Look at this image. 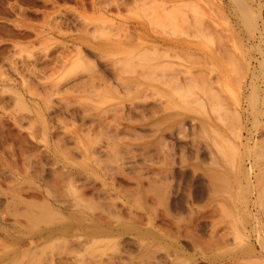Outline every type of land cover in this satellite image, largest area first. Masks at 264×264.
Segmentation results:
<instances>
[{
    "label": "rangeland",
    "instance_id": "obj_1",
    "mask_svg": "<svg viewBox=\"0 0 264 264\" xmlns=\"http://www.w3.org/2000/svg\"><path fill=\"white\" fill-rule=\"evenodd\" d=\"M231 2L232 0H0V264H18V262L20 264L21 263L31 264L32 260H33L32 264H38V263L39 264H51V263L53 264H58V263L69 264L70 263L71 264L72 260H73L72 263L75 262L73 264H95V263H98V264L100 263L101 264H119V263L120 264H144V263L145 264H158V263L159 264H181V263L183 264H230L231 262H233L231 264H242V261L243 263L245 262L244 264H264V261L263 263L262 261L261 263L259 261L261 256L262 258H264L263 257L264 256V253H263L264 245H262L260 242V240L264 241V228H263L264 227V217H263L264 213H262L263 211L262 207H264L263 205L264 203V187H263L264 185V163H263L264 162V152H263L264 151L263 149L264 148V132L262 131L264 130V114H262L264 113L263 112L264 98L262 99V97L264 96V89H263L264 88V83H263L264 69L260 65L261 62L258 64L259 61H262L260 58L263 59V56H264L263 54L264 53L263 52L264 51L263 50L264 49V41H263L264 40V20H263L264 19V0H253V1L247 0L246 1L248 2V6H251V8L253 6L254 10L253 9L252 10L255 13L250 9L252 14L254 13L256 16L257 15L256 11L257 12L258 10L261 11V13L260 12L258 13H260L261 15L260 17H261L262 22L260 20V17L259 18L255 17V20L257 19V21L254 20V22L257 24V26L255 23H253L254 27L251 26V28L244 23L242 24L243 20L239 17L240 16L239 11L237 7L233 5V2L232 3ZM258 3L261 4V9L257 7ZM171 10H173V12H170ZM173 13H175L176 16L172 17ZM170 16L171 18H173V20L169 19ZM196 16H198L199 18L198 17L196 18ZM197 19H200V22ZM192 21L198 24L195 25V23ZM171 23L172 24L175 23L176 25H172ZM188 25H190L191 27L189 26L190 27L189 28ZM244 25L247 28L249 27L248 30ZM176 26H179V27H176ZM210 26H212V28ZM183 27H185L186 30ZM215 28L218 30H216ZM254 28H257V29H254ZM196 29L198 31L201 30L203 32L199 31L198 33V31H196L197 32V35H196V32H195ZM250 29H252L253 31L255 30V31L254 32L252 31L253 33L252 32L249 33ZM258 29L260 31L262 30L261 33H259ZM189 34L190 35L192 34V35L190 36ZM193 35H195V37ZM216 35L220 36L221 38L220 37L217 38ZM214 38H217L216 40L219 42L217 43V41L214 40ZM139 43H142V45L139 46L138 45ZM216 43L218 44L219 48L216 47L217 46ZM154 44H156L158 47V50H157L158 54L159 52H163V54L162 53L160 54L165 55V53L169 51L173 55L169 53V57H167L166 59H164L166 56L162 58L159 56L161 59L156 57L157 59L155 61L152 60L155 57L153 56V54L156 52L155 51L154 53H149V52H153V49L151 50V48L154 46ZM230 44L232 47L230 46ZM176 45L179 46V48L178 50L177 49H174V50H176L179 53L177 54V56H174L176 55L175 53H173L174 50L172 51L170 50L171 48L173 49V47L171 46H176ZM219 45H221L222 47L220 48ZM133 46L134 47L138 46L141 49L138 48L139 50L136 51L134 50L136 47L134 48ZM131 47L134 48L132 49L134 51V53H132L134 56H129L128 58L127 56L129 54L126 55L123 52L125 50L126 51L129 50L127 48H131ZM144 47L146 48L150 47V48L149 50H147ZM142 48H144L145 50H143ZM222 48L224 49V51ZM162 49L165 51H163ZM140 50L146 51V52L148 51L147 52L148 56H153V58L152 59L148 58L146 55L147 53L143 54L145 52L141 53L142 51ZM181 50L183 53L181 52ZM130 51L131 50L127 52H130ZM138 51L139 53H137ZM135 54L139 58L143 55L145 57L143 56L144 58L143 57L142 59L140 58L141 59L140 61V59ZM149 54H152V55H149ZM228 56H231V58L229 57L230 58L229 60H227ZM146 57L148 59H145ZM170 57L172 59H169ZM176 57H179V58L175 59ZM121 59L123 61H121ZM136 59L137 60L139 59L138 61L141 62L142 66L138 65L139 63L136 61ZM223 59H225L226 61ZM130 60L133 62L135 61L134 65L135 66L137 65L138 67H135L134 65L128 66L127 63H129L128 61ZM146 60L148 61L150 60L151 63L150 62L148 63L151 65H148ZM235 61H239L240 63L235 62ZM156 63L157 64L159 63V68L161 64H163V66L167 68H168L167 65L171 67L174 66L171 69L168 68L170 72L172 69L174 70L172 73H169L168 70L162 71L163 75L161 76L159 74V73L162 74L161 71L159 70L155 71L154 69L153 71L151 69L152 64H154L156 68L158 67ZM165 63L167 65H165ZM235 63H236V67H235ZM129 64H132V63H129ZM177 64H179V66H177ZM232 65L234 66L235 70H238L239 68L240 69L238 71H235L234 69H231V67H233ZM237 65L239 68L237 67ZM71 66L73 67V69L75 67H78V68H76L75 70L73 69L70 70V68H72ZM145 66L150 67V68L147 67V70L149 72L151 71V74H150L151 76L148 74L149 73L148 71L147 73L146 71H143V69L144 70L146 69ZM155 66H152V68H154ZM240 66H242L243 68H241ZM139 67L142 69H139ZM179 67H181L184 70L186 69V70L184 71L180 69ZM175 70L176 72H174ZM177 70L179 71L177 72ZM180 70H182V74H184L183 72L186 73L187 71V74H184L183 76H181L182 74L180 73L181 72ZM192 70H194V72ZM242 70L244 72H242ZM203 71L204 72L207 71V72L204 73ZM140 72L143 73V76H142V73ZM156 72H159V73L156 74ZM164 72H168V73L165 74ZM189 72H190V75L193 73V76L194 74L195 75H199L203 73L204 75L206 74V77H204V79L206 78V81L203 79L202 80L203 82H200L199 79H202L204 75L201 76V78H199L198 76L193 77L191 75L193 79L195 80L194 81L195 83H192L194 84L192 85L193 90L195 89L194 87L198 88L199 85H196V84H199L198 82H200V84H203L202 87L204 88L205 85H207L206 84L207 80L208 81L211 80V82L209 83L210 85L212 84L211 85L212 88L210 87L212 91L211 89L210 91L208 89L209 93L206 92L207 94L206 93L204 94L205 97L204 95L201 94L203 93V91L201 93H199V91L197 92L198 89L197 90L195 89V91L192 90L193 92L191 91L192 93H190L189 91L192 88L190 86L191 81L188 80V83H184L185 80L184 79L182 80V78L187 77L185 75H189ZM208 73L211 75L212 78L210 77ZM169 74L174 75V77H176L175 75L177 76L179 75V76L177 78L171 77V80H169L168 79ZM155 75L157 76L155 77ZM160 76L162 77V80L165 77L163 80V82L165 81L164 83H167V79L169 81H172L173 79L172 82L176 81V79L178 82V80L181 79L182 81H179L178 84L181 82L180 83L181 87H184V89L187 87L186 88L188 90L187 92L183 90L181 87H179L181 88L180 90H183L187 93L186 99L187 97L192 98V95L190 96V94H193V93L195 94L193 97L202 98V99H197V98H194V99L198 100V102L196 101L198 104L199 102H202L204 100L202 103L204 106H206V108L204 107V110L206 109L205 112L204 110H203L204 113L199 110L200 107L199 108L197 107L198 104L197 106L194 105L195 103L193 99L191 101H193L194 104L189 105V103L191 102L189 98L187 100H189L190 102L183 104L182 102L184 101H182L183 99L182 94L184 92L181 94L180 97H178L176 95L178 92L174 93V91H178V90L172 89V88H178L176 87L178 86L177 82L175 83L176 86L172 87L173 83H171L172 84L171 87L168 88L167 87L168 84H166L167 86H165V84L161 82L162 80ZM237 76L239 77V81H238ZM153 77L156 79L154 80ZM166 77L168 78L166 79ZM192 77H189L190 80ZM195 77L198 78V81L195 79ZM213 78H214V82L212 81ZM215 79L217 80L215 85L218 84L217 85L218 88L219 87L221 88V89L219 88L222 92L221 94H220L219 89L218 91H216L217 86L214 85ZM160 82L161 84H159ZM136 83H139V84L136 85ZM124 84H126V87H124ZM187 84H189V87L185 86ZM213 85L215 86V88ZM208 86L209 84L207 85L206 89L208 88ZM202 87L200 86L201 89H203ZM135 88L137 89L135 90ZM253 88L256 90H254ZM213 89L215 92H219L217 93V96L218 94H220L219 97H221L222 99L221 102L218 100V103H217V99L219 97L217 98L216 95H213L215 94L213 92ZM129 90H131L132 92L130 91L128 93L127 91ZM153 90L157 92L158 94L154 95ZM158 91H163L164 93H159ZM143 94L147 96V97L145 96V98H147L148 103L146 102V99L144 98ZM210 94L211 96L213 95V97L215 98V99L213 98L214 100L211 98ZM138 95H139V98H136V96ZM165 95H167V97L169 98L171 97L170 95H172V97L169 100L168 98H166ZM183 95H185V93ZM254 96L258 97L256 98V100H258L257 102L253 101ZM160 98H163V99L160 100ZM175 98L176 99L182 98V99L176 100ZM250 98H252V102H254L255 104L250 101ZM139 99H144L145 101L141 100V102H139L140 101ZM154 99L155 100L157 99L156 105L152 104L155 102ZM166 99L170 103L171 107L174 106L172 107L173 110H171V107L170 108L167 107V109L163 108L164 106L167 105ZM172 99L174 100L173 104H172V101H173ZM153 100L154 102H152ZM262 100H263V103H261ZM175 102H177V105L179 103V107L175 108V105H174ZM180 102L182 103L183 106H181ZM207 102L210 103V106L212 105L211 106L212 110L211 108H209L210 106H208L209 104H207ZM250 103H252V105L253 104L255 105V108H256L255 111H254V106L251 105L253 108L249 106ZM213 104L216 105V107ZM151 105L154 107H151ZM155 106L157 108H155ZM221 106L222 107L225 106V107L222 108ZM145 107L149 109L150 111L149 110L145 111L147 110L145 109ZM153 108H155L156 110ZM201 108L203 109V107ZM224 108H226L225 109L226 112L227 110L232 111L231 114L229 111L227 113L222 111ZM133 109L134 110L136 109V110L134 111ZM151 109L154 111L151 112L152 111ZM196 110L199 111V114L196 112ZM234 110L235 111L237 110L236 113ZM259 110L260 112L262 110L261 114ZM143 111L145 112L143 113ZM221 111L223 112L224 115L222 114ZM217 112H218V115H217ZM233 112L235 113L237 121L234 118L235 116H232ZM135 113H136V116L133 118V114L135 115ZM212 113L214 115H212ZM220 113L221 115H219ZM141 114H143L144 116L146 115L145 118H142L143 116H141ZM215 114L218 117V118L216 117L218 121L214 117L216 116ZM225 114H227L229 117L231 116V118L234 121L229 120V117H227ZM219 117L223 121L225 118H227L226 120H229L230 123L232 121L233 123L229 124V121L227 123L226 120L224 122H221ZM138 118H142L143 120L147 118L148 120L146 119V121H149L155 118L157 119V122H158V119L159 120L162 119V121L159 122L160 128H158L157 126L159 124H155V126L153 125L152 127L154 128L150 126V129L148 125H151V124H148V125L145 124L144 127L139 128L140 125L138 127V124L144 123L145 120L143 121L142 119H140L138 122L137 120ZM219 120H220V123H219ZM235 121L238 123H236ZM130 122L132 123L134 122L135 125L134 123L132 124ZM199 122L200 123L203 122V125L210 124L212 126L211 127L212 129L210 128L211 130H208V131H211L210 134L212 132L214 133V131L216 133V130L217 132L220 131L221 134H224L223 136L219 134L220 133L219 132L218 133L219 137H218V134L216 135L214 134L215 136H217L216 139L218 138L217 142L221 143L219 146L223 152L219 154L221 158H223L222 154H226L225 156H227L228 160H230L229 155L231 153L233 154L234 152H230V153L228 152L229 155H227L228 153L225 152V150L227 151V147H229L230 144H232L230 143L232 139L233 140L231 142L234 141L233 142L234 145H238L236 146L237 148L240 145V147L238 148L239 149L238 151H237V148L234 146L236 148V150L235 148L234 150L240 153L235 152L236 155L235 153L233 154L234 156L233 158H231V162H232V159L234 160L236 159V161L238 162L237 158H239L238 156L240 155L241 157L240 159L242 161L240 160L239 161L242 163L238 165L239 162L237 163L235 161V165H231L232 163H230L229 165L230 167H228L226 160H225L226 161L225 163H223L224 161L220 162L221 159L219 160L220 158L218 157L219 155H216L214 151L215 148L218 149L214 143L216 139L212 137L213 135H211L210 138L215 139V140L213 139L214 141L212 140L211 142L210 141L211 139L209 137L208 138L204 137V135L209 136V132H207L206 129H208L210 125L209 127H205V126L203 127V125L200 124ZM182 124H183V127L187 128L184 131H182L181 129ZM238 124H241V125L243 124V126H240V125L238 126ZM127 125H128V128L130 126L134 127L136 125L138 128L136 127V132L133 127L130 128L131 130L130 129L127 130L128 129ZM192 125H195V126H192ZM201 126L203 127V130L205 128V130L202 131L203 133L200 130L202 129ZM121 128H123L126 131L121 130ZM156 128H158L160 132H158V129ZM178 128H179V132H177ZM213 128H215L216 130ZM237 129H238L239 134H241L242 138L240 137V135H238L236 131ZM132 130H134V133H132L133 132ZM153 130L155 132L157 131L156 134L153 133L154 136H152ZM162 130L165 132L166 137H164L165 135L162 136V134H164ZM168 130H171L173 134L170 131L168 132ZM231 130H233V132H230ZM196 131H200L198 132L200 133L199 136H198V133H196ZM234 131L237 133L236 136H235L236 133ZM194 132L196 134H194ZM232 133H234L233 134L234 136L232 135L233 137L231 136ZM159 135L164 137L163 139L166 140L168 138L169 140H166V142L164 140L163 142L162 140H160ZM172 135L175 137V138L173 137L174 139L172 138ZM175 135L179 136L178 138L182 136L183 138H185L184 141L182 137H181V140H182L181 141ZM149 136H152V138ZM220 136L224 137V139L222 140L223 143L221 141L222 137ZM225 136H227V138ZM238 136H239L240 141H238L239 139H237ZM228 137L229 138L231 137L232 139L230 141H227L226 143V139L229 140ZM193 138L194 139L198 138L199 141L194 140ZM207 139L208 140L210 139V140L208 141ZM156 140L159 144H161L160 141H162V144L168 147L166 148L162 144L160 147V145L156 142ZM201 140L203 143L201 142ZM254 140L255 142H253ZM151 142L154 144V146ZM173 142L174 144H172ZM210 142L212 144L214 143L213 145L215 146V148L213 147L211 148L212 144L210 145L209 144ZM168 143L169 144L171 143V144L168 145ZM180 143L183 145H180ZM224 143L226 144V146L223 145L222 147L221 145ZM150 145L151 147L153 146L152 149L149 147ZM157 145H159V148ZM175 145L177 147H175ZM196 145H198V147ZM182 146H183V149H181ZM199 146L201 149L199 148ZM145 147L150 148L151 153L149 149ZM84 148L87 151L84 150ZM204 148H206L208 153L206 152ZM231 148L232 147L230 146V149ZM156 149H158V151ZM258 150L260 151L258 152ZM142 151L143 152L147 151L146 152L147 154L143 153ZM216 151L219 153L218 150ZM232 151H233V148H232ZM156 152L159 153V156L156 155L157 154ZM164 152L166 154H164ZM115 153H117L121 159L119 160L118 158L116 159L115 157H117V154L115 155ZM181 153H183V155ZM211 153H213L215 159L214 157L212 158ZM151 154L153 156H151ZM154 154H155V158H154ZM161 154H163L168 159L171 157L169 160H172L171 162H173L174 160V163H171V162L169 163V160L163 157L164 159L167 160V161L166 160L164 161V159L160 157ZM173 155L175 158L173 157ZM209 155H211V157ZM198 156L201 159V161H199L200 159L198 158ZM202 157L204 158L205 161L203 160ZM96 158L98 160L102 159L103 162L102 160L101 161L99 160L100 163L101 162L102 163L98 164L99 162L96 161L97 160ZM179 158L182 159L186 163H184L182 160L180 161ZM162 159L163 161H161ZM224 159L226 158L224 157ZM107 160H110V161H107ZM258 160L260 161V163H257L259 162ZM130 162L133 164H130ZM179 162L180 163L183 162L184 164L183 163L179 164ZM160 163L162 166H164L163 169L169 168L168 171L162 170L163 172H167V174L164 173L165 176L160 175L161 177L159 176V174L161 173L160 169L162 168ZM169 164H171V166H169ZM130 165L133 167H131ZM241 165L242 167H240ZM165 166H169V167H165ZM189 166L191 168H189ZM67 167H68V170L72 169L71 173L75 172L77 174V176H75L69 173L71 174L70 177L73 179L71 183L72 182L74 183L75 178L77 180L76 181L77 184L76 183H74L76 185L73 184V187L76 186L74 188L69 185L70 180H68V178L66 179V177L69 176L68 174H67L68 176L65 177L64 176L65 173H64L63 177H61L62 172H64L65 170H66L65 172H67V169H66ZM131 168H134V169L136 168L135 169L136 171ZM139 168L141 170L144 169V171L143 170L142 171L140 170L141 172L139 171L141 175L138 174V171H137L139 170ZM150 168L152 169L154 168L153 170L159 169L158 172L159 171L160 172L158 173L157 170L153 171ZM173 170L175 171L173 172ZM181 170L182 171L184 170V173ZM194 170H196V172H194ZM76 171L77 172L80 171V172L77 173ZM171 172L175 176H173ZM133 173H136L137 175ZM242 173L243 175L245 174L246 176L248 173L249 179L245 175L243 176ZM258 173L260 176L258 175ZM58 174L61 175L59 176L61 179L58 177ZM125 174L126 176L123 177ZM154 174L155 175L158 174L157 176L159 177L157 176L153 177ZM218 174H220L221 176L223 175L224 178H226L228 174L231 175L230 177L227 176L228 178L227 181L229 183L228 188H229L230 183L234 181L233 183L235 184L236 180L238 179V184L236 183V186H240V187L239 189L237 187V189L239 191L240 190H244V191L239 192L236 190L235 185H230V187L234 186L233 187L234 189L229 188V190L228 189L225 190L227 194L229 195V199H228L227 196L224 195L226 193V192L224 193V189H219V188H224L220 186L221 184L220 181L218 185L217 183L218 181L214 180L215 182H213V180H210L212 179L210 177L212 176L217 177ZM86 175L90 176L91 178L89 177L87 179ZM132 175L134 176L136 175V176L131 177ZM145 175H147L148 177ZM139 176L140 177L142 176L143 178H140ZM232 176L234 177L237 176L238 178L235 177L236 179L235 180L234 177ZM156 177L158 178L157 180L155 179ZM164 177H165V180H167V177H168L170 181H168L169 179L165 181ZM220 177H219V180H221ZM58 178L60 179V181L57 182ZM127 178L130 180H128ZM136 178L137 180L141 179L142 182L144 181L146 182L144 183L140 181H139L140 183L136 182L137 181ZM134 180L135 182L133 183ZM153 180H155L156 183ZM62 181L63 182L66 181V184L70 188L64 185ZM221 181H224V180H221ZM55 182H57L58 184ZM211 182L212 184L210 185ZM137 183L139 184L142 183L141 184L142 186L138 184L137 186L138 188L134 187L135 185H137ZM148 183L157 184L159 185L158 186L159 188L155 186L154 184L149 186ZM159 183H162L164 187H166L168 185L167 183H169V185H171L172 187L170 186L171 188L170 187L168 188L169 186L168 185L167 189L166 188L162 189L164 191V194H163L162 193L163 191L161 190L163 185ZM241 184L242 185L246 184L247 187L246 185L244 186L246 189L245 188L243 189L242 188L243 186ZM78 185H79L78 188L80 192H78L79 191L77 188ZM82 185H85L84 188ZM212 185L214 186L213 188L215 189V191H218V194L216 193V197L214 198L213 196L215 193L214 194L211 193V190H213L211 188ZM222 185L224 186V184ZM143 186L144 188L145 187L146 188L144 189ZM148 186L151 189L147 188ZM206 186L209 188H207ZM131 187L134 189L137 188L135 190L137 193L133 192L134 190H132ZM55 188H57L58 190ZM71 188L73 189L77 188L76 191L78 193L76 194L75 190H73L74 191L73 192ZM81 188L84 189L85 191L82 190ZM155 188H156V191H155ZM146 189H149L153 194L155 192L159 193V191L161 190L160 192L162 194L160 193L159 194L162 195V197L163 196L167 197V195L169 196L170 194V197H168L169 200H167L168 198L166 197L162 198L159 194H157L158 196L153 197V194L149 195L150 193L148 190H147L148 191V194H147V191H145ZM50 190H51L50 192L51 195L50 193L49 195L51 197L47 194ZM99 190L101 192H98ZM220 190H223L222 191L223 193ZM53 191H55L57 194L62 193L61 196L62 195L63 196L59 197L58 195H54L56 193ZM105 191H108L109 194H107L108 192H105ZM138 191L140 192L138 193ZM257 191L259 194L261 191L262 195L260 194L261 195L260 196L257 193ZM52 192L54 193L53 195L55 198H53ZM63 192L65 194H63ZM237 192L241 193L242 196L239 195L237 197ZM99 193L100 194L102 193L101 196L99 197L101 201L96 199L98 198L97 194L98 196L100 195ZM78 194L79 196L82 197L83 201L79 198ZM94 194L96 195L95 198H94L95 196ZM244 194H245V197L248 195L247 199L248 198L250 199L247 200L244 197ZM41 195L43 198L41 197ZM47 195L48 197H46ZM219 195L223 196L224 198L220 197ZM66 196H68L69 198ZM83 196L86 198L90 197L91 199L92 198L93 199L92 200L89 199V201H87L88 199H85ZM136 196H138V198H136ZM139 196L140 197L143 196L144 199L141 198V201H139L140 200ZM159 196L161 200L159 199ZM208 196H210L212 199ZM19 197L23 201H21ZM45 197H46L45 200L48 199L47 201H50L51 199L50 202L54 203V206H57V207L66 206L70 209L78 210V213L79 214L81 213L80 216L81 215L84 216L85 213L83 214V212H87L88 216L86 217L84 216V218H88L90 216L91 218L92 217L97 218V216H101L99 214H102L103 217L101 218L102 219L104 218L103 221L107 223L109 226L111 225L112 226L114 225L115 227L117 226L121 227V225L127 226L126 224L130 225V223L132 222L131 225L134 224L136 228L137 227L139 228L141 227V228L139 230V228L138 229H136L135 227L131 228V225L130 227L128 225L127 227L129 230L127 231L126 230L127 227H125V230H124L125 232H123V234L120 235L121 237L118 235H110V236L106 235L105 236L106 238L103 237L102 239L106 240L108 238L109 240L108 239L107 240L109 242H107L106 240L107 244H104L105 241L103 240V243L97 244V246L100 245L98 248H101V251L97 250L98 248L96 244L92 245L91 241L90 243H88L89 242L88 239L87 241H85L87 238L86 235H85L86 237L83 235L82 236L79 235L80 238H78V241L82 244L81 247L83 246L82 249L84 251L81 248L80 250L78 249L79 248L78 245L80 244L76 245L77 243L76 241H74L76 243L71 242L72 245L71 246L69 245L67 247L66 245H68L69 243L65 242L66 243L65 244L62 239H58L57 236H54V234L51 235L52 230H50V228L52 229L53 224L56 223V219L57 220L61 219L59 216L57 215L51 216V218H53L52 221L55 220L54 223L53 222L51 223V221L48 220L45 222H40V224H37V225L35 224L37 227L33 224L34 226L33 227L31 226L32 222L30 221V217L24 214L26 213L24 211L28 209L27 207H29L27 203L30 202L31 199L32 200L35 199L36 202L41 201L40 202L41 204L43 202H46L44 200ZM63 197L65 198V200L68 201L67 203H72L71 201L73 200L77 201V203L80 202L78 203V206L79 205L80 206L78 207L77 203L75 204V206L77 207H74L73 203L70 206L68 204L63 205L61 201H59L58 203V200H60V198L62 199ZM146 197H147V200H146ZM155 197L156 199H158L159 202L162 200L164 201L160 202V204H157L158 201L154 200ZM230 197L232 198L230 199ZM257 197L260 199L259 201ZM244 198L246 200H244ZM27 199H28V202H27ZM84 199H85V202H84ZM32 200L30 204L35 205L34 203L35 200L34 201ZM65 200H62V201L65 202ZM106 200L110 202V204L108 203L109 205L107 204ZM165 200L167 201L165 202ZM91 201H94V202L91 204L90 203ZM232 201L235 202L236 206H234ZM246 201L247 202L250 201V202L247 203ZM260 201H262L263 203H261ZM24 202H27L26 203L27 206L25 205ZM82 202L84 203L82 204ZM88 202L91 204V206L90 204H87ZM258 202H260V205L261 204L262 205L258 206ZM148 203L149 205H147ZM222 203L224 204L223 207L224 206L228 207L230 211L228 210V208L226 210L224 208H219V207H222ZM93 204L96 205L94 208H93L94 206ZM139 204L141 205V207L139 206ZM153 204L156 205V207ZM161 204L162 206L160 207ZM85 205L89 206L90 208L92 207V208L89 209ZM110 205L112 207L117 206L116 208H120L119 213L122 215L120 216L118 212L116 213V211L119 209L116 210L113 207L114 209L112 208L113 209L112 210ZM142 205H144L143 207H145V209L142 207ZM245 205L246 206L248 205V206L244 208ZM30 206H33V205H30ZM35 206L33 207L35 208ZM171 206H174V207H171ZM241 206L246 211L242 210ZM80 207L82 208V210L78 209ZM83 207H85V209ZM99 207H102L103 209L98 210ZM104 207L107 208L108 210L111 209L110 212L113 213L112 214L113 216L115 215L114 213H116L114 217L112 216L114 221L110 217L111 214L107 213L109 211H107V209H105ZM197 207L199 209H197ZM235 207H238V209H236ZM258 207L261 212L258 210ZM128 209L132 210L131 214L129 213L130 211ZM149 209L153 211L151 212V210L149 211ZM200 209L203 212H201ZM35 210H38V209H35ZM196 210H199V213L201 214L197 213ZM156 211H157V214H155ZM237 211L239 213H237ZM30 212L32 211L30 210ZM104 212L107 215H109L111 219ZM229 212L231 214H229ZM247 212H250L249 214H252V215L251 216L249 214L246 215ZM127 213H129L130 215H128ZM236 213L238 214V216L236 215ZM243 213H246L244 214V216H246L245 219L247 221L245 222L247 223L245 224L247 225H244V224L242 225L245 226L244 228L248 229L249 231L248 230L244 231V228L242 225H240L239 227V224H241V222L243 223V220H245L243 217ZM31 214L29 213L30 216ZM149 214L152 215L153 220L149 219L150 218L148 216ZM162 214H164V216ZM216 214L218 215L216 216ZM219 214H221V216ZM241 215L243 218L241 217ZM25 216H27V218ZM80 216L77 214L74 215V217H76L77 219ZM83 216H81V218H83ZM122 216H124L123 217L124 219L122 218ZM125 216L128 218H125ZM130 216H133V217L131 218ZM179 216L183 217V219L185 218L187 219L183 220ZM74 217L72 218L71 216L72 219H74ZM136 217H140V218H136ZM177 217H179L180 220H182L181 223L180 222L178 223ZM189 217H191L192 219L191 218L189 219ZM219 217H222V218H219ZM91 218H88V219L91 220ZM116 218L118 219L120 218L119 221ZM141 218L143 220H139ZM232 218H233V221H232ZM236 218H238L239 221L241 220L242 221L239 222L238 219L236 220ZM105 220L107 221L112 220L113 223L107 222ZM219 220L220 222H222L221 223L222 225L220 224ZM248 220H250V222ZM140 221H142V223ZM186 221L188 222L187 224H186ZM148 222H149V225H146ZM150 222L152 223V226ZM195 222L197 225L195 224ZM224 222L230 223V224L232 223V225H229V224L225 225ZM47 223L50 225H48ZM87 223L93 224L91 222H87ZM120 223L121 225H117ZM174 224L175 226H173ZM183 224L185 227L181 226ZM215 224L217 225V227H213V225L215 226ZM236 225H238L239 229L236 228L237 227ZM232 226H233V229L235 230L234 232L230 230L232 229L230 228ZM227 227H229L230 229L228 230ZM145 228H147L148 230L150 229L152 230V231L150 230L148 234L153 232V229H154L153 234L152 233L151 234L157 239L156 240L153 239L154 237L151 236V234L148 235L149 237H147L146 236L147 234H146L144 237V240L142 238H139V236H142L141 234L144 232ZM221 230L223 231V233ZM237 230H240V231H237ZM227 231L229 234L228 233L226 234ZM193 232L195 233L194 235H193ZM208 232L210 234H208ZM241 232L244 233V237ZM256 232H258L257 236H256ZM47 233L49 234V237L47 236L48 235ZM211 233L215 236L219 234L221 237L220 238L219 236H217V238L219 237L218 238L219 241H217L218 239L216 240V237L213 236ZM135 234L136 235L139 234V236L137 235L136 237ZM233 234L234 235L237 234L238 237L239 235H241V237H239L238 240L232 241V239L234 238L236 239L237 237V235L236 237H233L234 236ZM174 235H175V238L173 237ZM114 236L117 240L114 239ZM223 236L225 237V239H223L224 238ZM42 237H45V239L52 238L51 239L52 241L50 242L49 239L43 240ZM53 237L54 239L56 238L58 240L57 241L58 243L56 241H55L56 244L53 243V240H54ZM210 237L215 238V239H211ZM145 238H148V239H145ZM256 238H257V241H256ZM73 239L77 240L75 237H73ZM239 239L242 240L243 242L240 241ZM98 240L101 241V238H99ZM115 240L117 242H112ZM202 240L204 241V243ZM222 240L225 243L224 242L222 243ZM142 241H144L142 243V246L144 247H142L139 244ZM239 241L241 243H244V241L245 242L247 241L249 243V246L251 245L254 246V247L252 246L254 249L251 247L253 250H251L250 248L249 250L247 248L248 244H245V246H243V244H240V247L242 248L244 247L243 249L242 248L240 249L239 244H237V242ZM59 242L62 244L64 243L67 249L63 247ZM136 242L138 243L137 245H136ZM51 243H53L55 247L49 246ZM262 243L264 244V242ZM119 244H121V246ZM234 244H237V245L235 246ZM197 245H200L202 247L200 251H198L200 247ZM207 245H209L208 246L210 248L209 250L207 249L208 248ZM210 246L213 248H211ZM234 246L238 247V249L234 248ZM92 247L93 248L95 247V248L92 249ZM192 247H195V248H192ZM196 247L197 248L199 247V248L197 249ZM260 247H263V248H260ZM64 248L66 250H64ZM158 248L160 251L158 250ZM161 249L163 250L161 251ZM205 249L207 251H205ZM98 251L99 253H97ZM40 252L43 253L42 256H41L42 253ZM50 252L52 254H48ZM258 252H261L262 254ZM36 253L38 255L40 254V256H38ZM45 253H47L46 255L48 256L53 255L52 257L54 258L52 259L51 257L45 256ZM26 254L28 257L26 256ZM103 254L104 256H102ZM260 254L261 256H259ZM80 255L82 256L81 259L79 258ZM113 255L115 258L113 257ZM142 255L143 257H141ZM253 255L255 257H253ZM76 256H79V257H76ZM146 256H148L147 260L144 259ZM169 256H172V257H169ZM43 257L45 261L47 260L46 262H44V260L42 259ZM47 257L49 259H47ZM139 257H141L142 259H140ZM62 258L63 260L66 261L65 263L63 262ZM77 258L80 259L79 260L80 263H77L79 262L77 261L78 260ZM262 258L260 260H264ZM50 259H52V262ZM242 259H244L245 261ZM143 260H145L144 263H143ZM82 261L83 262L85 261V262L83 263Z\"/></svg>",
    "mask_w": 264,
    "mask_h": 264
},
{
    "label": "bare ground",
    "instance_id": "obj_2",
    "mask_svg": "<svg viewBox=\"0 0 264 264\" xmlns=\"http://www.w3.org/2000/svg\"><path fill=\"white\" fill-rule=\"evenodd\" d=\"M246 1H247V0H246ZM246 1H245V0H232L233 5H235V6L237 7L238 11H239V14H240L239 17L243 20L242 24L244 23V24H246L247 26H249V27L251 28V26L254 27L253 23H255V22H254L255 17H256V18H259V17L261 16V15H260L261 11L258 10V9H256V10H258V12H260V13H258V12L256 11L257 15L255 16V14H254L255 12L253 11V10H254V9H253V6H252V8H251V6H248V2H246ZM250 1H251V0H250ZM252 1H253V0H252ZM214 2H215V1H214ZM214 2H213V3H214ZM232 2H231V3H232ZM249 3H250V2H249ZM255 3H256V2H255ZM252 5H253V4H252ZM232 7H233V6H232ZM249 7H250V8H249ZM257 7L261 9V4L258 3V4H257ZM250 9H251V10L253 9V10H252V11L254 12L253 14H252V12H251ZM170 12H173V10H171ZM167 15H169V14H167ZM231 15H232V14H231ZM174 16H176L175 13L172 14V17H174ZM184 16H185V15H184ZM191 17H192V16H191ZM197 17H198V16H196V18H197ZM166 18H168V17H166ZM198 18H199V17H198ZM169 19H172V20H173V18H171V16L169 17ZM183 19H184V18H183ZM194 19H195V17H194ZM197 20H199V22H200V19H197ZM237 20H238V19H237ZM260 20H261V17H260ZM263 20H264V19H263ZM255 21H257V19H256ZM168 22H169V21H168ZM177 22H178V21H177ZM190 22H191V21H190ZM190 22H188V23H190ZM192 22H194V21H192ZM201 22H202V20H201ZM261 22H262V20H261ZM166 23H167V21H166ZM188 23H187V24H188ZM194 23H195V22H194ZM171 24H172V23H171ZM183 24H184V23H183ZM191 24H192V23H191ZM197 24H198V23H197ZM197 24L195 23V25H197ZM255 24H256V23H255ZM260 24H261V23H260ZM167 25H169V24H167ZM172 25H176V24L174 23V24H172ZM201 25H202V23H201ZM186 26H187V25H186ZM186 26H185V27H186ZM189 26H190V25H188V27H189ZM244 26H245V25H244ZM256 26H257V24H256ZM172 27H173V26H172ZM174 27H175V26H174ZM176 27H179V26H176ZM180 27H181V26H180ZM185 27H183V28H185ZM190 27H191V26H190ZM190 27H189V28H190ZM210 27L212 28V26H210ZM245 27H246V26H245ZM249 27H248V28H249ZM192 28H193V26H192ZM195 28H196V27H195ZM195 28H194V29H195ZM204 28H205V27H204ZM246 28H247V27H246ZM248 28H247V30H248ZM194 29H192V30H194ZM215 29H216V28H215ZM252 29H253V28H252ZM252 29L249 30V33L253 31ZM254 29H257V28H254ZM180 30H181V29H180ZM185 30H186V28H185ZM202 30H204V29H202ZM206 30H207V29H206ZM216 30H218V29H216ZM245 30H246V29H245ZM196 31H198V30L196 29L195 32H196ZM199 31H200V32H203V31H201V30H199ZM199 31H198V33H199ZM254 31H255V30H254ZM254 31H253V32H254ZM258 31H259V33H261L262 30L260 31V30L258 29ZM258 31H257V32H258ZM186 32H187V31H186ZM193 32H194V31H193ZM207 32H208V31H207ZM243 32H245V31H243ZM247 32H248V31H247ZM253 32H252V33H253ZM188 33H189V32H188ZM205 33H206V32H205ZM252 33H251V34H252ZM259 33H258V34H259ZM201 34H202V33H201ZM220 34H221V33H220ZM189 35H190V34H189ZM191 35H192V34H191ZM191 35H190V36H191ZM196 35H197V32H196ZM199 35H200V34H199ZM221 35H222V34H221ZM193 36L195 37V35H193ZM201 36H202V35H201ZM216 36H217V35H216ZM218 37H220V36H217V38H218ZM217 38H214V40H216ZM220 38H221V37H220ZM222 38H223V37H222ZM216 41H217V40H216ZM263 41H264V40H263ZM218 42H219V41H217V43H218ZM220 42H221V40H220ZM228 42H229V41H228ZM217 43H216V45H217L216 47H218V44H217ZM138 45L140 46V45H142V43H139ZM155 45H156V44H154V46H155ZM221 45H222V44H221ZM221 45H219L220 48L222 47ZM152 46H153V45H152ZM154 46H153V47H154ZM230 46H231V44H230ZM133 47H134V46H133ZM135 47H136V46H135ZM135 47H134V48H135ZM141 47H143V46H141ZM153 47L151 48V50L153 49V52H149V53H154V51L156 52V53H154V54H156V55L153 54V56H155L154 59H152L153 56H148V53H147L148 51H147V52H146V51H142V50H140V51H142L141 53L145 52V53H143V54H146V53H147V54H146L147 57H148V58H151V59L154 60V61H155L157 58H160V57L162 58V57H165V56H166V57H165L164 59H166L167 57H169V53H170L171 55H173L171 52H169V51H167V50H166V51H167L168 54L165 53V55H161L160 53L163 54V52H159V54H158V52H157V50H158L157 45H156L154 48H153ZM171 47H173V49L171 48V50H170V49H168V50H170V51H172V50H174V49H177V50H178V48H179V46H177V45H176V46H171ZM182 47H183V46H182ZM231 47H232V46H231ZM134 48H132V47H131V48H127V49H129V50L132 51V52L130 51L131 53H130V52H127V51H129V50H127V51L125 50L123 53H125L126 55L129 54V55L127 56L128 58H129V56H134V55L132 54V53H134V51L132 50V49H134ZM138 48H140V47L137 46L134 50L137 51V50H139ZM144 48L147 49V50H149L150 47H149V48L144 47ZM144 48H142V49L145 50ZM167 48H168V46H167ZM169 48H170V47H169ZM218 48H219V47H218ZM140 49H141V48H140ZM180 49H181V48H180ZM182 49H183V48H182ZM222 49H223V48H222ZM162 50H163V49H162ZM263 50H264V49H263ZM136 51H135V52H136ZM163 51H165V50H163ZM223 51H224V49H223ZM181 52H182V50H181ZM234 52H235V51H234ZM263 52H264V51H263ZM137 53H139V51H138ZM173 53L176 54V55H174V56H177V54H178L179 52H177L176 50H174ZM182 53H183V52H182ZM224 53H225V52H224ZM260 53H261V52H260ZM130 54H132V55H130ZM225 54H226V53H225ZM263 54H264V53H263ZM135 55H136V54H135ZM139 55H140V54H139ZM149 55H152V54H149ZM171 55H170V56H171ZM180 55H181V53H180ZM180 55H179V56H180ZM136 56H137V55H136ZM136 56H135V57H136ZM143 56H144V55H143ZM143 56H141L140 58L142 59ZM159 56H160V57H159ZM234 56H236V55H234ZM137 57H138V56H137ZM144 57H145V56H144ZM144 57H143V58H144ZM147 57H146L145 59H148ZM156 57H157V58H156ZM171 57H172V56H171ZM171 57H170L169 59H172ZM225 57H226V55H225ZM229 57L231 58V56H228V59H227V60L230 59ZM138 58H139V57H138ZM140 58H139V59H140ZM161 58H160V59H161ZM178 58H179V57H176L175 59H178ZM139 59H138V60H139ZM141 59H140V61H141ZM235 59H236V58H235ZM260 59H261L262 61H259L258 64L261 62L260 65H261V67H263V69H264V56H263V59H262V58H260ZM138 60L136 59V61L139 63L138 65H139V66H142L141 62L138 61ZM223 60H225V59H223ZM237 60H238V58H237ZM121 61H123V60L121 59ZM125 61H126V60H125ZM225 61H226V60H225ZM128 62H129V63H132V64L127 63L128 66H129V65H132V66H133L135 61L133 62V61L130 60V61H128ZM137 62H136V63H137ZM146 62H147L148 65H151V64L148 63V62L151 63L150 60H149V61L146 60ZM229 62H230V61H229ZM231 62H233V61H231ZM235 62H239V61H235ZM246 62H247V61H246ZM120 63H122V62H120ZM162 63H163V62H162ZM239 63H240V62H239ZM239 63H238V65H239ZM125 64H126V63H125ZM156 64H157V63H156ZM241 64H242V63H241ZM241 64H240V65H241ZM258 64H257V65H258ZM165 65H167V64L165 63ZM170 65H172V64H170ZM175 65H176V64H175ZM230 65H231V64H230ZM238 65H237V67H238ZM72 66H73V65H72ZM72 66H71V67H72ZM134 66H135V65H134ZM152 66H155V65L152 64ZM152 66H151V69H152V70H153V69H154L155 71H158V70H159V71H161V72H162V71H165V70H168V71H169L168 68L171 69V68L174 67V66L171 67V66L167 65V66H168V68H167V67L163 66V64H161V66H160L161 69H160V68H159V63L157 64V66H158L157 68H156V66H155L154 68H152ZM177 66H179V64H177ZM177 66H176V67H177ZM228 66H229V65H228ZM232 66H233V65H232ZM81 67H82V66H81ZM135 67H138V66L136 65ZM147 67L150 68L149 66H145L146 69H145V70L143 69V71H146V73H147V71H148V70H147ZM164 67H165L166 69H165ZM229 67H230V66H229ZM235 67H236V63H235ZM240 67L243 68L242 66H240ZM76 68H78V67H75L74 69H73V67H72V68H70V70H71V69L75 70ZM130 68H131V67H130ZM177 68H178V67H177ZM179 68L182 69L181 67H179ZM238 68H239V67H238ZM258 68H259V67H258ZM131 69H132V68H131ZM131 69H130V71H131ZM139 69H142V68L139 67ZM151 69H150V70H151ZM156 69H157V70H156ZM231 69H234V70H235L234 66L231 67ZM239 69H240V68H239ZM239 69H238V70H239ZM154 70H153V71H154ZM173 70H174V69H172L171 72L169 71V73H172ZM182 70H184V69H182ZM182 70H180V71H181V72H180L181 74H182ZM185 70H186V69H185ZM185 70H184V71H185ZM202 70H203V69H202ZM202 70H201V71H202ZM238 70H235V71H238ZM260 70H261V69H260ZM143 71H142V72H143ZM153 71H152V72H153ZM178 71H179V70H177V72H178ZM190 71H191V70H190ZM192 71L194 72V70H192ZM250 71H251V70H250ZM261 71H262V70H261ZM132 72H133V71H132ZM142 72H140V73H142ZM148 72H149V71H148ZM174 72H176V70H175ZM203 72H204V71H203ZM203 72H202V73H203ZM205 72H207V71H205ZM205 72H204V73H205ZM242 72H244V71L242 70ZM258 72H259V71H258ZM133 73H134V72H133ZM157 73H159V72H156V74H157ZM164 73L166 74V73H168V72H164ZM180 73H179V74H180ZM183 73H184V74H187V71H186V73H185V72H183ZM204 73H203V74H199V75H195V74H194V76H198L199 78H201V76H203ZM148 74L150 75V74H151V71H150ZM148 74H147V75H148ZM159 74L162 76V75H163V72H162V74H161V73H159ZM159 74H158V75H159ZM165 74H164V75H165ZM177 74H178V73H177ZM184 74H182L181 76H183ZM208 74H209V73H208ZM208 74H207V75H208ZM234 74H235V73H234ZM138 75H139V74H138ZM149 75H148V76H149ZM189 75H190V72H189ZM189 75H185V76L188 77V78L186 77L187 79H186V78H182V77H181V78H182V80H183V79L185 80L184 83H188V80L191 81V82H190V84H191L190 86L192 87V85H194V84H192V83H195V82H194L195 80L193 79V77H194V76H193V73L191 74L193 77H192L191 75H190V76H189ZM209 75H210V74H209ZM142 76H143V73H142ZM150 76H151V75H150ZM152 76H153V75H152ZM156 76H157V75H155V77H156ZM161 76H160V77H161ZM175 76H176V77H174V75L169 74V76H168L169 78L166 77V79L168 78L169 80H171V77H172V78H177L179 75H178V76L175 75ZM185 76H184V77H185ZM212 76H213V75H212ZM242 76H243V74H242ZM263 76H264V75H263ZM139 77H140V76H139ZM160 77H159V78H160ZM163 77H164V76H163ZM189 77H192L191 80H190ZM204 77H206V74L202 77V79H199V81H200V82H203L202 80L204 79ZM210 77H211V75H210ZM210 77H209V79H210ZM213 77H214V76H213ZM237 77H238V76H237ZM237 77H236V78H237ZM256 77H257V76H256ZM144 78H145V76H144ZM146 78H147V77H146ZM149 78H151V77H149ZM153 78H154V77H153ZM164 78H165V77H164ZM164 78H163V80H164ZM211 78H212V77H211ZM214 78H215V77H214ZM214 78H213V80H212L213 82H214ZM155 79H156V78H154V80H155ZM166 79H165V80H166ZM168 79H167V83H164L165 81L163 82L162 77H161V80H162L161 82L164 83L165 86H167L166 84H168V86H167L168 88L171 87V85H172L171 83H173V86H172V87L176 86L175 83L177 82V79H176V81H174V82H172L173 79H172V81H169ZM192 79H193V81H192ZM195 79L198 81V78H197V77H195ZM258 79H259V78H258ZM134 80H135V79H134ZM136 80H137V78H136ZM136 80H135V81H136ZM151 80H152V79H151ZM174 80H175V79H174ZM182 80L180 79V80H178V82H179V81H182ZM204 80L206 81V78H205ZM263 80H264V77H263ZM168 81H169L170 83H169ZM238 81H239V77H238ZM158 82H159V81H158ZM161 82H160L159 84H161ZM178 82H177V84H178ZM200 82H198L199 84H196V85H199L198 88L194 87L196 90L198 89L197 92L199 91V93H201V92L203 91V93H201L202 95H204L206 92L209 93L210 89L212 88V86H211L212 84L210 85V83H209V82H211V80H210V81L207 80V83H206V84H207V85L209 84V86H208V88L206 89L207 85H205L204 88L206 89V91H205V89L202 87L203 84H200ZM213 82H212V83H213ZM216 82H217V80L215 79V83H214V85L216 84ZM180 83H181V82H180ZM180 83L178 84V86H176V87H178V88H172L173 90H174V89H177V90H178V91H174V93H175V92H178L176 95H177L178 97H180L181 94L184 92L185 95H183L184 93L182 94V98H183L184 100L181 98L182 101H184V102H182V103H183V104H184V103L186 104L187 102L189 103V102L193 99V101H194L195 104L193 103V101H191V102L189 103V105H190V104H194V105L197 106V104H198V103H197V102H198L197 99H202V98L193 97V96L195 95V94L193 93V94H190V96L192 95V98H191V97H187V99L189 98L190 101L187 100V99H186V95H187L186 92L188 91V90L186 89L187 87L184 89V87H181V84H180ZM263 83H264V81H263ZM137 84H139V83H136V85H137ZM174 84H175V85H174ZM214 85H213V86H214ZM217 85H218V84H217ZM217 85H215V86H217ZM162 86H163V85H162ZM182 86H183V85H182ZM185 86H188V87H189V84H187V85H185ZM200 86H201L204 90L201 89ZM215 86H214V88H215ZM254 86H255V85H254ZM124 87H126V84H124ZM137 87H138V86H137ZM179 87H181V88H182L183 90H185L186 92L183 91V90H180L181 88H179ZM210 87H211V88H210ZM259 87H260V86H259ZM219 88H220V87H219ZM219 88H218V86H217V87H216V89H217L216 91H218ZM129 89H130V88H129ZM136 89H137V88H135V90H136ZM195 89L193 90V87H192L191 90H190L189 92L192 93L193 91H195ZM208 89H209V91H208ZM220 89H221V88H220ZM220 89H219V90H220ZM227 89H228V88H227ZM253 89H254V88H253ZM257 89H258V87H257ZM263 89H264V88H263ZM125 90H126V88H125ZM173 90H172V91H173ZM192 90H193V91H192ZM251 90H252V89H251ZM254 90H256V89H254ZM130 91H131V90H129V91H127V92L129 93ZM153 91H154V90H153ZM191 91H192V92H191ZM211 91H212V89H211ZM127 92H126V93H127ZM131 92H132V91H131ZM151 92H152V91H151ZM158 92H159V93H164L163 91H158ZM213 92L215 93V94H213V95H216V96H217V93H219V92H215L214 89H213ZM166 93H168V92H166ZM211 93H212V92H211ZM221 93H222V92H221V90H220V94H221ZM258 93H259V92H258ZM145 94H146V93H145ZM148 94H149V93H148ZM150 94H151V93H150ZM153 94L155 95V94H158V93L154 91ZM168 94H170V93H168ZM188 94H189V93H188ZM206 94H207V93H206ZM220 94H218L217 98L219 97ZM143 95H144V94H143ZM146 95H147V94H146ZM146 95H144V98H145ZM172 95H173V94H172ZM172 95H170V96L172 97ZM199 95H200V94H199ZM213 95L211 96V94H210V96H211L212 99L214 98ZM231 95H232V94H231ZM149 96H151V95H149ZM157 96H158V95H157ZM165 96H166V98H168V99L170 100L171 97L169 98V97H167V95H165ZM247 96H248V95H247ZM257 96H258V95H257ZM140 97H141V96H140ZM146 97H147V96H146ZM158 97H159V96H158ZM158 97H157V98H158ZM184 97H185V98H184ZM204 97H205V95H204ZM224 97H225V96H224ZM136 98H139V95L136 96ZM141 98H142V97H141ZM149 98H150V97H149ZM194 98H197V99H194ZM256 98H258V97H255V96H254V98H253V99H254V100H253L254 102H257V101H258V100H256ZM263 98H264V96L262 97V99H263ZM145 99H146V102H147V98H145ZM161 99H163V98H160V100H161ZM175 99H176V98H175ZM181 99L177 98L176 100H181ZM185 99H186V100H185ZM205 99H206V98H205ZM207 99H209V98H207ZM214 99H215V98H214ZM214 99H213V100H214ZM225 99H226V98H225ZM139 100H140L139 102H141V100H144V99H139ZM148 100H149V99H148ZM154 100H155V99H154ZM154 100H153L152 102H154ZM156 100H157V99H156ZM156 100H155V102L152 103V104L156 105ZM166 100H167V99H166ZM172 100H173V99H172ZM172 100H171V101H172ZM176 100H175V101H176ZM218 100L221 102V100H222L221 97H219V98L217 99V103H218ZM260 100H261V99H260ZM144 101H145V100H144ZM144 101H143V102H144ZM158 101H159V100H158ZM163 101H164V100H163ZM163 101H162V102H163ZM171 101H170V102H171ZM196 101H197V102H196ZM200 101H201V100H200ZM203 101H204V100H203ZM203 101H202V102H203ZM215 101H216V100H215ZM250 101L252 102V98H250ZM133 102H134V101H133ZM137 102H138V100H137ZM167 102H168V100L166 101V104H167L166 106H164L165 104L163 103V104H164V105H163V106H164L163 108H166V109H167V107H168V108L171 107L170 103H169V102L167 103ZM173 102H174V100L172 101V104H173ZM177 102H179V101H177ZM177 102L174 103L175 108L179 107V103H178V105H177ZM202 102H199V104H198V106H197L198 108L200 107L199 110H200L201 112H203L204 107L206 108V106H204ZM235 102H236V101H235ZM254 102H252V103H254ZM135 103H136V102H135ZM147 103H148V102H147ZM147 103H146V104H147ZM159 103H160V102H159ZM182 103L180 102L181 106H183ZM200 103H201V104H200ZM212 103H214V102H212ZM212 103H211V104H212ZM252 103H250L249 106H251ZM258 103H259V102H258ZM261 103H263V100L261 101ZM261 103H260V104H261ZM160 104H161V103H160ZM207 104H209L208 106H210V103L207 102ZM215 104H216V103H215ZM248 104H249V103H248ZM254 104H255V103H254ZM254 104H253L252 106H254V111H255L256 108H255V105H254ZM260 104H259V105H260ZM123 105H124V104H123ZM127 105H128V104H127ZM142 105H143V104H142ZM168 105H170V106H168ZM187 105H188V104H187ZM187 105H186V106H187ZM213 105H214V104H213ZM218 105H219V104H218ZM222 105H224V104H222ZM228 105H229V104H228ZM128 106H129V105H128ZM128 106H127V107H128ZM130 106H132V105H130ZM143 106H144V105H143ZM161 106H162V105H161ZM161 106H160V107H161ZM211 106H212V105H211ZM211 106H210L209 108H211ZM214 106L216 107V105H214ZM225 106H226V105H225ZM225 106H223V107H225ZM238 106H239V105H238ZM252 106H251V107H252ZM257 106H258V105H257ZM132 107H134V106H132ZM140 107H141V106H140ZM151 107H154V106L151 105ZM172 107H174V106H172ZM172 107H171V110H173ZM184 107H185V106H184ZM188 107H189V106H188ZM201 107H203V109H202ZM221 107H222V106H221ZM223 107H222V108H223ZM262 107H263V106H262ZM262 107H261V108H262ZM129 108H130V107H129ZM138 108H139V107H138ZM138 108H136V109H138ZM141 108H142V107H141ZM143 108H144V107H143ZM155 108H157V107L155 106ZM155 108H153V109H155ZM182 108H183V107H182ZM252 108H253V107H252ZM131 109H132V108H131ZM136 109H135V110H136ZM145 109H147V108L145 107ZM180 109H181V107H180ZM184 109H186V108H184ZM225 109H226V108H224L223 110L221 109V110L224 111V112H226ZM227 109H228V108H227ZM263 109H264V108H263ZM263 109H262V110H263ZM133 110H134V109H133ZM135 110H134V111H135ZM140 110H141V109H140ZM148 110H149V109H147V110H145V111H148ZM151 110H152V109H151ZM155 110H156V109H155ZM162 110H163V109H162ZM193 110H194V109H193ZM205 110H206V109H205ZM205 110H204V112H205ZM211 110H212V108H211ZM262 110H261V112H262ZM145 111H143V113H144ZM149 111H150V110H149ZM153 111H154V110H152L151 112H153ZM160 111H161V110H160ZM194 111H195V110H194ZM222 111H221V112H222ZM228 111H229L230 114H231L232 111L227 110V112H228ZM234 111H235V110H234ZM236 111H237V110H236ZM236 111H235V113H236ZM136 112H137V111H136ZM141 112H142V111H141ZM196 112L199 114V111L196 110ZM204 112H203V113H204ZM210 112H211V111H210ZM227 112H226V113H227ZM256 112H258V111H256ZM259 112H260V110H259ZM261 112H260V114H261ZM263 112H264V110H263ZM148 113H150V112H148ZM148 113H147V114H148ZM154 113H155V112H154ZM154 113H153V115H154ZM159 113H160V112H159ZM213 113H214V112H213ZM213 113H212V115H214ZM235 113L233 112V113H232V114H233L232 116H235ZM237 113H238V112H237ZM248 113H249V112H248ZM130 114H131V113H130ZM130 114H128V115H130ZM222 114H223V112H222ZM242 114H243V113H242ZM262 114H264V113H262ZM155 115H156V114H155ZM190 115H191V114H190ZM207 115H208V114H207ZM215 115H216V114H215ZM217 115H218V112H217ZM217 115L214 116V117L216 118ZM219 115H221V113H220ZM223 115H224V114H223ZM225 115H226L227 117H229L227 114H225ZM239 115H240V114H239ZM251 115H252V114H251ZM258 115H259V114H258ZM135 116H136V113H135V115L133 114V118H134ZM141 116H143L142 118H145L146 115L144 116L143 114H141ZM141 116H140V117H141ZM249 116H250V115H249ZM130 117H131V116H130ZM207 117H208V116H207ZM223 117H224V116H223ZM223 117H222V118H223ZM254 117H255V116H254ZM133 118H132V119H133ZM142 118H138V119H137L138 122H139V120L142 119ZM217 118H218V117H217ZM217 118H216V120H217ZM219 118H220V117H219ZM230 118H231V116L229 117V120L234 121L232 118H231V119H230ZM234 118L236 119V116H235ZM260 118H261V117H260ZM130 119H131V118H130ZM130 119H129V120H130ZM146 119H147V118H146ZM146 119H144V120L146 121ZM154 119H155V118H154ZM154 119H151V120L146 121V122L142 119V120L144 121V123H142V124H144V125H142V124H138V127H139V125H140L139 128H141V127H144L145 124H147V125H148V124H151V125H148V126H149V129H150V126L152 127L153 125L155 126V124H159V125H157V126H158V128H160V127H159V126H160V123H159V122H161L162 119H161V118H160L161 120L158 119V122H157V119H155V120H154ZM163 119H164V118H163ZM166 119H167V118H166ZM172 119H173V118H172ZM226 119H227V118H225L224 121H225ZM239 119H240V117H239ZM253 119H254V118H253ZM129 120H128V121H129ZM133 120H134V119H133ZM133 120H132V121H133ZM147 120H148V119H147ZM164 120H165V119H164ZM182 120H183V119H182ZM220 120H221V122H224L221 118H220ZM220 120H219V123H220ZM229 120H226V122L228 123ZM130 121H131V120H130ZM134 121H135V120H134ZM166 121H167V120H166ZM166 121H165V123H166ZM195 121H196V120H195ZM217 121H218V120H217ZM232 121H231V123H233ZM236 121H237V119H236ZM236 121H235V122H236ZM253 121H254V120H253ZM258 121H259V120H258ZM156 122H157V123H156ZM163 122H164V121H163ZM193 122H194V121H193ZM226 122H225V123H226ZM235 122H234V123H235ZM243 122H244V121H243ZM130 123H132V122H130ZM133 123H134V122H133ZM133 123H132V124H133ZM179 123H180V122H179ZM181 123H182V122H181ZM199 123H200V122H199ZM231 123H230V121H229V124H231ZM236 123H238V122H236ZM125 124H126V123H125ZM127 124H128V123H127ZM200 124L203 125V122L200 123ZM221 124H223V123H221ZM245 124H246V123H245ZM130 125H131V124H130ZM130 125H129V126H130ZM134 125H135V123H134ZM180 125H181V124H180ZM209 125H210V124H209ZM209 125H208V124H207V125L205 124V125H203V127H204V126H205V127H209ZM223 125H225V124H223ZM239 125H240V126H243V124H242V125H241V124H238V126H239ZM148 126H147V127H148ZM178 126H179V125H178ZM192 126H195V125H192ZM236 126H237V125H236ZM123 127H124V126H123ZM125 127H126V126H125ZM132 127H133V126H130V127L128 128V125H127V128H128L127 130H129V129L132 128ZM136 127H137V125L133 127V128L135 129V132H136ZM138 127H137V128H138ZM161 127H162V126H161ZM175 127H176V126H175ZM179 127H180V126H179ZM203 127L201 126V128H202V129H200L201 132L205 130V128H204V130H203ZM211 127H212V126L210 125V127H209L208 129H206L207 132H209V136H208V135H204V134H203V135H204V137H206V138H208V137L210 138V136L213 135L212 137H214V138L216 139L217 136H215V135L218 134L220 131L217 132V130H216L215 128H213V129L216 130V133H215V131L213 130L214 133L212 132L213 134H212V133L210 134L211 131H208V130H211V129H212ZM152 128H154V127H152ZM158 128H156V129H158ZM180 128H181V127H180ZM195 128H196V127H195ZM210 128H211V129H210ZM232 128H233V127H232ZM239 128H240V127H239ZM242 128H243V127H242ZM114 129H115V128H114ZM125 129H126V128H125ZM161 129H162V128H161ZM170 129H171V128H170ZM172 129H173V128H172ZM181 129H182V131H184V130L187 129V128H186V127H183V124H182V128H181ZM227 129H228V128H227ZM233 129H234V128H233ZM117 130H119V129H117ZM121 130H124V129L121 128ZM130 130H131V129H130ZM142 130H143V129H142ZM151 130H152V129H151ZM151 130H150V131H151ZM154 130H155V129H154ZM154 130H153L152 134H153V133L156 134L157 131L155 132ZM244 130H245V129H244ZM113 131H114V130H113ZM124 131H126V130H124ZM132 131H133V132H132ZM132 131H130V132L134 133V130H132ZM162 131H163V130H162ZM164 131H165V129H164ZM164 131H163V132H164ZM169 131L172 133L171 130H168V132H169ZM236 131H237L238 135H240V137H241V134H239L238 129H237ZM262 131L264 132V130H262ZM115 132H116V131H115ZM121 132H122V131H121ZM158 132H160L159 129H158ZM163 132H162V133H163ZM174 132H175V131H174ZM177 132H179V128H178ZM177 132H176V133H177ZM180 132H181V130H180ZM186 132H187V131H186ZM198 132H200V131H196V133H198ZM230 132H233V130H231ZM234 132H235V131H234ZM249 132H250V131H249ZM255 132H256V131H255ZM255 132H254V133H255ZM162 133H161V134H162ZM166 133H167V132H166ZM171 133H170V134H171ZM182 133H183V132H182ZM196 133L194 132V134H196ZM202 133H203V132H202ZM235 133H236V132H235ZM237 133L235 134V136L237 135ZM251 133H252V132H251ZM119 134H120V132H119ZM149 134H150V133H149ZM159 134H160V133H159ZM172 134H173V133H172ZM177 134H178V133H177ZM186 134H187V133H186ZM199 134H200V133H198V136H199ZM214 134H215V135H214ZM219 134H221V132H220ZM219 134H218V137H219ZM233 134H234V133H232L231 136H232ZM113 135H114V133H113ZM134 135H135V134H134ZM136 135H137V134H136ZM150 135H151V134H150ZM164 135H165V136H164ZM221 135L224 136V134H221ZM116 136H117V135H116ZM147 136H148V135H147ZM152 136H154V134H153ZM152 136H149V137L152 138ZM162 136L166 137L165 132H164V134H162ZM162 136L159 135L160 140H162V141L164 142L165 139H163L164 137H162ZM175 136H177V135H175ZM180 136H181V135H180ZM184 136H185V135H184ZM190 136H192V135H190ZM201 136H202V134H201ZM233 136H234V135H233ZM233 136H232V137H233ZM161 137H162V138H161ZM173 137H174V136L172 135V138H173ZM178 137H179V136H177V138H178ZM181 137H182V136H181ZM181 137L178 138V139L181 140ZM220 137H222V136H220ZM225 137L227 138V136H225ZM174 138H175V137H174ZM174 138H173V139H174ZM182 138H183V137H182ZM200 138H201V137H200ZM214 138H210L211 140H210V139H209V140L212 142V140H213ZM241 138H242V137H241ZM139 139H140V138H139ZM142 139H143V138H142ZM184 139H185V138H183V141H184ZM193 139H194V138H193ZM215 139H214V140H215ZM217 139H218V138H217ZM217 139L215 140L214 143H215V146H217L218 149L215 148V146L213 145L214 143L212 144V143L210 142L209 144H210V145L212 144L211 148L213 147V148H215L216 150L219 151V153H218V152L214 149L216 155H219L220 153H223V152H222V149H220V147H219L221 143H220V142H217ZM219 139H220V138H219ZM223 139H224V137H222L221 141H222ZM228 139H229V140L226 139V143H227V141H230L232 138H231V137H230V138L228 137ZM234 139H235V137H234ZM237 139H239V136L237 137ZM244 139H245V138H244ZM249 139H250V138H249ZM148 140H149V139H148ZM158 140H159V139H158ZM166 140H169V139L167 138ZM166 140H165V142H166ZM176 140H177V139H176ZM190 140H191V139H190ZM194 140H198V138H196V139H194ZM204 140H205V139H204ZM207 140H208V139H207ZM209 140H208V141H209ZM214 140H213V141H214ZM232 140H233V139H232ZM232 140H231V141H232ZM255 140H256V139H255ZM255 140H254L253 142H255ZM261 140H262V139H261ZM162 141H160L161 144H162ZM181 141H182V140H181ZM181 141H180V142H181ZM198 141H199V140H198ZM218 141H219V140H218ZM231 141H230V143H232V144H230V146L233 148V151H232V148L230 149V146H229V147H227V151L224 149L225 147L223 148V149L225 150V152H227V153H228V152H229V153H230V152L240 153V152H237V151L239 150L238 148L240 147V145H239V147L237 148L236 146H238V145H234V143H233L234 141H233V142H231ZM238 141H240V139H239ZM156 142H157V140H156ZM177 142H178V141H177ZM190 142H191V141H190ZM201 142H202V140H201ZM224 142H225V141H224ZM236 142H237V141H236ZM151 143H152V142H151ZM151 143H150V144H151ZM157 143H158V142H157ZM157 143H156V144H157ZM183 143H184V142H183ZM194 143H195V142H194ZM194 143H192V144H194ZM196 143H197V142H196ZM202 143H203V142H202ZM222 143H223V141H222ZM241 143H242V142H241ZM152 144H153V143H152ZM158 144H159V143H158ZM161 144H159L160 147H161ZM166 144H167V143H166ZM170 144H171V143H170ZM170 144L168 143V145H170ZM172 144H174V142H173ZM204 144H205V143H204ZM228 144H229V143H228ZM235 144H236V143H235ZM246 144H247V143H246ZM128 145H129V144H128ZM144 145H145V144H144ZM148 145H149V144H148ZM148 145H147V146H148ZM159 145H157L158 148H159ZM162 145H163V144H162ZM180 145H183V144L180 143ZM202 145H203V144H202ZM223 145L226 146L225 143L222 144L221 146L223 147ZM248 145H249V144H248ZM153 146H154V144H153ZM153 146H152V147H153ZM163 146H165V145H163ZM163 146H162V148H163ZM185 146H186V145H185ZM192 146H193V145H192ZM194 146H195V145H194ZM196 146L198 147V145H196ZM234 146L237 148V151H235L236 148H235ZM244 146H245V144H244ZM258 146H259V145H258ZM129 147H130V146H129ZM129 147H128V149H129ZM149 147L152 149L151 145H150ZM155 147H156V146H155ZM165 147L167 148L168 146H165ZM169 147H170V146H169ZM172 147H173V146H172ZM175 147H177V146L175 145ZM189 147H190V146H189ZM209 147H210V146H209ZM145 148H147V147H145ZM150 148H147V149H149V151H150V150H151ZM156 148H157V147H156ZM180 148H181V147H180ZM184 148H185V147H184ZM195 148H196V147H195ZM199 148H200V146H199ZM211 148H210V149H211ZM234 148H235V150H234ZM147 149H145V150H147ZM172 149H173V148H172ZM181 149H183V146H182ZM181 149H179V150H181ZM200 149H201V148H200ZM204 149L206 150V148H204ZM263 149H264V148H263ZM84 150H86V149L84 148ZM156 150L158 151V149H156ZM173 150H174V149H173ZM176 150H178V149H176ZM208 150H209V149H208ZM228 150H229V151H228ZM86 151H87V150H86ZM152 151H153V150H152ZM160 151H161V150H160ZM163 151H164V150H163ZM168 151H169V150H168ZM209 151H210V150H209ZM220 151H221V152H220ZM259 151H260V150H258V152H259ZM142 152H143V151H142ZM146 152H147V151H146ZM146 152H143V153H146ZM153 152H154V151H153ZM166 152H167V151H166ZM172 152H173V151H172ZM175 152H176V151H175ZM181 152H182V151H181ZM202 152H203V151H202ZM202 152H201V153H202ZM206 152L208 153L207 150H206ZM258 152H257V153H258ZM261 152H262V151H261ZM263 152H264V151H263ZM96 153H97V152H96ZM150 153H151V151H150ZM156 153H157V152H156ZM156 153H155V154H156ZM168 153H170V152H168ZM195 153H196V152H195ZM229 153H228L227 155H229ZM234 153H233V154H234ZM236 153H235V155H236ZM246 153H247V152H246ZM253 153H254V152H253ZM257 153H256V155H257ZM116 154H117V153H115V155H116ZM146 154H147V153H146ZM148 154H149V153H148ZM152 154H153V153H152ZM152 154H151V156H153ZM155 154H154V158H155ZM164 154H166V153L164 152ZM181 154L183 155V153H181ZM198 154H199V153H198ZM209 154H210V153H209ZM211 154H212V158H213L214 155H213V153H211ZM231 154H232V153H231ZM231 154L229 155L230 160H228L227 156H225L226 154H222V157H223V158H221V156L219 155V156H218V157H220L219 160H220V159H221V160L224 159V157L226 158V159H224V160H222V161L220 160V162H223V161H224L223 163H225V162L227 161L226 163L228 164V167H230V166H229L230 163H232L231 165H235V161H236V159H235V160L232 159V162H231V158H233V156H234L233 154H232V155H231ZM109 155H111V154H109ZM109 155H108V156H109ZM131 155H132V154H131ZM156 155L159 156V153H157ZM161 155H163V154H161ZM161 155H160V157H162V158L165 157L164 155H163V156H161ZM174 155H175V154H174ZM174 155H173V157H174ZM184 155H185V153H184ZM187 155H188V154H187ZM238 155H239V154H238ZM248 155H249V154H248ZM101 156H102V155H101ZM112 156H113V155H112ZM132 156H133V155H132ZM143 156H144V155H143ZM149 156H150V155H149ZM151 156H150V157H151ZM158 156H157V157H158ZM205 156H206V155H205ZM209 156L211 157V155H209ZM261 156H262V155H261ZM261 156H259V157H261ZM82 157H83V156H82ZM94 157H95V156H94ZM121 157H122V155H121ZM130 157H131V156H130ZM184 157H185V156H184ZM192 157H193V155H192ZM194 157H195V156H194ZM196 157H197V156H196ZM238 157H239V158H237V159H238V162H239V163H238L237 161H236V162L238 163V165H240V163H242V162H240V161H242V160L240 159V158H241L240 155H239ZM115 158H116V159L118 158V160L121 159V158L118 156V154H117V157H115ZM123 158H124V157H123ZM123 158H122V159H123ZM144 158H145V157H144ZM165 158H167V157H165ZM170 158H171V157H170ZM170 158H169V159H170ZM174 158H175V157H174ZM174 158H173V159H174ZM181 158H182V157H181ZM186 158H187V157H186ZM198 158H199V156H198ZM202 158H203V157H202ZM212 158H211V159H212ZM234 158H235V157H234ZM85 159H86V158H85ZM96 159H97V158H96ZM96 159H95V160H96ZM129 159H130V158H129ZM132 159H133V158H132ZM146 159H147V158H146ZM151 159H152V158H151ZM151 159H150V160H151ZM163 159H164V158H163ZM163 159H162L161 161H163ZM169 159L167 158V160H169ZM179 159H180V158H179ZM182 159H183V158H182ZM182 159H180V161H181ZM196 159H197V158H196ZM199 159H200V158H199ZM205 159H206V157H205ZM209 159H210V158H209ZM214 159H215V157H214ZM259 159H260V158H259ZM81 160H82V159H81ZM99 160L101 161L102 159H99ZM99 160L97 159L96 161L99 162L98 164H101V163L103 162V160H102L101 163H100ZM113 160H115V159H113ZM118 160H117V161H118ZM158 160H159V159H158ZM165 160H166V159H164V161H165ZM167 160H166V161H167ZM175 160H176V159H175ZM194 160H195V158H194ZM197 160H198V159H197ZM203 160H204V158H203ZM225 160H226V161H225ZM239 160H240V161H239ZM96 161H95V162H96ZM107 161H110V160H107ZM156 161H157V160H156ZM171 161H172V160H169V163H170ZM177 161H179V160H177ZM182 161H183V160H182ZM190 161H191V159H190ZM199 161H201V159H200ZM204 161H205V160H204ZM206 161H207V160H206ZM228 161H229V162H228ZM258 161H259V160H258ZM261 161H263V160H261ZM70 162H72V161H70ZM132 162H133V161H132ZM183 162H184V161H183ZM183 162H181V163L179 162V164H182ZM233 162H234V163H233ZM133 163H134V162H133ZM133 163L130 162V164H133ZM162 163H163V162H162ZM171 163H174V160H173V162H171ZM177 163H178V162H177ZM184 163H186V162H184ZM184 163H183V164H184ZM201 163H202V162H201ZM255 163H256V162H255ZM257 163H260V161L257 162ZM263 163H264V162H263ZM165 164H166V163H165ZM202 164H203V163H202ZM202 164H201V165H202ZM249 164H250V162H249ZM82 165H83V164H82ZM102 165H103V164H102ZM160 165H161V163H160ZM167 165H168V164H167ZM203 165H204V164H203ZM65 166H66V165H65ZM96 166H97V164H96ZM98 166H99V165H98ZM130 166H131V165H130ZM161 166H162V165H161ZM169 166H171V164H169ZM169 166H165V167H169ZM243 166H244V165H243ZM72 167H73V166H72ZM131 167H133V166H131ZM143 167H145V166H143ZM163 167H164V166H162L161 169H160V167H159L161 173H163V174L160 173L159 176H160V175H161V176L164 175V173L167 174V172H163L162 170H164V171L167 170V171H168L169 168H168V169H163ZM214 167H215V166H214ZM214 167H213V168H214ZM240 167H242V165H241ZM100 168H101V167H100ZM136 168H138V167H136ZM136 168H135V169H136ZM141 168H142V167H141ZM146 168H147V167H146ZM189 168H191V167L189 166ZM217 168H218V167H217ZM243 168H244V167H243ZM248 168H249V166H248ZM66 169H67V172H68V173L65 172V171H66V170H65L64 172H62V174H61L62 176L58 174V177H59V176L63 177V174H64V173L66 174V175L64 174L65 177L69 175L68 177H66V179L68 178V180H70L69 185H70L71 187H73V184L76 183L77 180H76V178H75L74 183H73V182L71 183V181H73V179L70 177V175L72 174V175L77 176V174H76L75 172L71 173V172H72V171H71L72 169H71V170H68V167H67ZM131 169H134V168H131ZM135 169H134V170H135ZM150 169H152V168H150ZM153 169H154V168H153ZM153 169H152V170H153ZM159 169H158V170H159ZM250 169H251V168H250ZM74 170H76V169H74ZM140 170H141V169L139 168V170H137V171H138V174L141 175V173H139ZM142 170L144 171V169H142ZM142 170H141V171H142ZM148 170H149V169H148ZM156 170H157V169H155V170H153V171H156ZM158 170H157V172H158ZM216 170H217V169H216ZM243 170H244V169H243ZM61 171H62V170H61ZM135 171H136V170H135ZM141 171H140V172H141ZM145 171H146V170H145ZM160 171H159V172H160ZM169 171H171V170H169ZM174 171H175V170H173V172H174ZM181 171H182V170H181ZM199 171H200V170H199ZM76 172H77V171H76ZM78 172H80V171H78ZM78 172H77V173H78ZM149 172H150V171H149ZM159 172H158V173H159ZM182 172L184 173V170H183ZM194 172H196V170H194ZM201 172H202V170H201ZM244 172H245V171H244ZM257 172H258V171H257ZM59 173H60V172H59ZM69 173H71V174H69ZM74 173H75V174H74ZM121 173H122V172H121ZM123 173H124V172H123ZM143 173H144V172H143ZM143 173H142V174H143ZM153 173H154V172H153ZM171 173H172V172H171ZM176 173H177V172H176ZM199 173H200V172H199ZM210 173H211V172H210ZM217 173H218V172H217ZM219 173H220V172H219ZM226 173H227V172H226ZM67 174H68V175H67ZM82 174H83V173H82ZM86 174H87V173H86ZM133 174H136V173H133ZM155 174H156V172H155ZM155 174H154L153 177H155V176L158 175V174H157V175H155ZM168 174H170V173H168ZM172 174H173V173H172ZM206 174H207V173H206ZM221 174H223V173H221ZM78 175H79V174H78ZM136 175H137V174H136ZM136 175H135V176H136ZM143 175H144V174H143ZM143 175H142V176H143ZM192 175H193V174H192ZM198 175H199V174H198ZM216 175H217V174H216ZM236 175H237V174H236ZM242 175H243V173H242ZM244 175H245V174H244ZM244 175H243V176H244ZM258 175H259V173H258ZM125 176H126V174H125L123 177H125ZM133 176H134V175H132L131 177H133ZM135 176H134V177H135ZM142 176H141V177L139 176V177H140V178H143ZM145 176H147V175H145ZM150 176H151V175H150ZM159 176H157V177H159ZM161 176H160V177H161ZM164 176H165V175H164ZM166 176H167V175H166ZM173 176H175V175L173 174ZM184 176H185V175H184ZM218 176L220 177L221 175L218 174ZM218 176H217V177H218ZM227 176L230 177L231 175L228 174ZM227 176H226V178H227ZM245 176H246V175H245ZM259 176H260V175H259ZM89 177H90V176H87V175H86V178H87V179H88ZM147 177H148V176H147ZM157 177L155 178L156 180L158 179ZM214 177L217 178L216 176H214ZM214 177H213V176L210 177V178H212V179H210V180H213V182L218 181V182H217L218 185H219V181H220V183H221L220 186H222V187H224V188H219V189H224V193L226 192V191H225L226 189L229 190V188H233V187H234V186H233V187H230V185H235V186H236V183L238 184V179H237V180L235 179V177H237V176H235V177L232 176V177H234V179L236 180V183L234 184V183H233L234 181L232 182L233 184L230 183L229 188H228V184H229V183H228V181H227L228 178H227V179L224 178L223 175L220 177L221 180H224V181L226 180V181H227V183H226V181L224 182V181L219 180V177L217 178L218 180L215 179ZM232 177H231V178H232ZM246 177L249 179L248 173H247V176H246ZM56 178H57V177H56ZM59 178H60V177H59ZM59 178L57 179V182L60 181L61 178H60V179H59ZM90 178H91V177H90ZM129 178H130V176H129ZM137 178H138V177H137ZM137 178H136V180H137ZM200 178H201V177H200ZM223 178H224V179H223ZM237 178H238V177H237ZM77 179H78V178H77ZM87 179H86V180H87ZM111 179H112V178H111ZM127 179H128V178H127ZM132 179H134V178H132ZM138 179H139V178H138ZM148 179H149V178H148ZM148 179H146V180H148ZM153 179H154V178H153ZM159 179H161V178H159ZM168 179H169V178L167 177V180H168ZM245 179H246V178H245ZM64 180H65V178H64ZM89 180H90V179H89ZM114 180H115V179H114ZM128 180H130V179H128ZM162 180H163V179H162ZM164 180H165V177H164ZM167 180H165V181H167ZM214 180H215V181H214ZM231 180H232V179H231ZM231 180H230V181H231ZM55 181H56V180H55ZM131 181H132V180H131ZM139 181L142 182L141 179H140V180H137L136 182H139ZM149 181H150V180H149ZM149 181H148V182H149ZM153 181L156 183L155 180H153ZM153 181H152V182H153ZM158 181H159V180H158ZM168 181H170V179H169ZM242 181H243V179H242ZM255 181H256V180H255ZM57 182H55V183H57ZM134 182H135V180L133 181V183H134ZM140 182H139V183H140ZM144 182H146V181H144ZM144 182H142V183H144ZM222 182H223V183H222ZM55 183H54V184H55ZM62 183H64V185L68 186V185L66 184V181H64V182L62 181ZM62 183H61V184H62ZM139 183H137V185H135L134 187H137ZM142 183H141V184H142ZM150 183H151V182H150ZM165 183H166V182H165ZM178 183H179V182H178ZM208 183H209V182H208ZM225 183H226V184H225ZM254 183H255V182H254ZM54 184H53V186H54ZM57 184H58V183H57ZM76 184H77V183H76ZM76 184H74V185H76ZM141 184H139V185H141ZM153 184H154V183H153ZM153 184H149V183H148L149 186H150V185H153ZM159 184L163 185L162 183H159ZM167 184L169 185V183H167ZM211 184H212V182L210 183V185H211ZM215 184H216V183H215ZM222 184H224V186H223ZM239 184H240V183H239ZM256 184H257V183H256ZM120 185H121V184H120ZM154 185L157 186V187L159 186V185H157V184H154ZM161 185H160V186H161ZM168 185H167V186H168ZM216 185H217V184H216ZM225 185H227V186H225ZM241 185H242V184H241ZM245 185H246V184H245ZM245 185H242V186H243V187H242L243 189L245 188V187H244ZM59 186H60V184H59ZM82 186H83V188H84L85 185H82ZM141 186H142V185H141ZM149 186H148L147 188H149ZM165 186H166V185H165ZM167 186L164 187V185H163L162 188H161V190H162V189H165V188L167 189ZM170 186H171V185H169L168 188H169ZM51 187H52V186H51ZM68 187H69V186H68ZM74 187H76V186H74ZM74 187H73V188H74ZM78 187H79V185L77 186V188H78ZM80 187H81V186H80ZM163 187H164V188H163ZM171 187H172V186H171ZM171 187H170V188H171ZM206 187H207V186H206ZM213 187H214V186L212 185L211 188H212L213 190H211V193H213V194L215 193V194H214V196H213L212 194H211V195H212L213 198H214V197H216V193L218 194V191H215V189H214ZM237 187H238V189H239L240 186H236V190L239 191V190L237 189ZM246 187H247V185H246ZM259 187H260V186H259ZM263 187H264V185H263ZM69 188H70V187H69ZM73 188H71V189H72V191L75 190L76 194H77L78 192H80L79 188H78V190H79L78 192L76 191L77 188H75V189H73ZM113 188H114V187H113ZM131 188H132V187H131ZM137 188H138V187H137ZM137 188H136V189H137ZM140 188H141V187H140ZM143 188H144V186H143ZM145 188H146V187H145ZM145 188H144V189H145ZM158 188H159V187H158ZM158 188H157V189H158ZM207 188H209V187H207ZM211 188H210V189H211ZM242 188H241V189H242ZM55 189H57V188H55ZM71 189H70V190H71ZM81 189H82V188H81ZM119 189H121V188H119ZM136 189L132 188V190H134L133 192H136V191H135ZM149 189H151V188H149ZM149 189H146L145 191L148 190L149 193H150L149 195L153 194ZM177 189H178V188H177ZM219 189H218V190H219ZM233 189H234V188H233ZM233 189H232V190H233ZM245 189H246V188H245ZM52 190H54V189H52ZM57 190H58V189H57ZM82 190H84V189H82ZM101 190H102V189H101ZM128 190H129V189H128ZM138 190H139V189H138ZM161 190H160V191H161ZM178 190H179V189H178ZM84 191H85V190H84ZM84 191H83V192H84ZM130 191H131V190H130ZM148 191H147V194H148ZM155 191H156V188H155ZM155 191H153V192H155ZM160 191H159L160 194H162V193L164 194V191H163V190H162V191H163L162 193H161ZM203 191H204V190H203ZM220 191L222 192L223 190H220ZM240 191L243 192L244 190H240ZM240 191H239V192H240ZM247 191H248V190H247ZM46 192H48V191H46ZM50 192H51V190H50L47 194L49 195ZM53 192H55V191H53ZM53 192H52V195L54 194ZM59 192H60V191H59ZM61 192H62V191H61ZM73 192H74V191H73ZM98 192H101V191L99 190ZM98 192H97V193H98ZM105 192H108V191H105ZM139 192H140V191H138V193H139ZM233 192H234V191H233ZM239 192H237V197H238L239 195L242 196V194L239 193ZM245 192H246V190H245ZM245 192H244V193H245ZM252 192H253V191H252ZM55 193H56V192H55ZM87 193H88V191H87ZM92 193H93V192H92ZM102 193H103V192H102ZM102 193H101V194H102ZM136 193H137V192H136ZM145 193H146V192H145ZM159 193H156V192H155V193L153 194V197H154V196H158L157 194H159ZM222 193H223V192H222ZM229 193H230V192H229ZM238 193H239V194H238ZM257 193H258V191H257ZM61 194H62V193H61ZM61 194H59V193L57 194V193H56V194H54V195H58V196L60 197ZM63 194H65V193L63 192ZM79 194H80V193H79ZM79 194H78V196H79ZM83 194H84V193H83ZM85 194H86V193H85ZM95 194H96V193H95ZM95 194H94V195H95ZM99 194H100V193H99ZM101 194H100L99 196H98V194H97V197H98V198H96V199H98L99 201H101V200L99 199V197L101 196ZM103 194H104V193H103ZM107 194H109V192H108ZM126 194H127V192H126ZM160 194H159V195H160ZM230 194H231V193H230ZM232 194H233V193H232ZM258 194H259V193H258ZM260 194L262 195V192H261V191H260ZM260 194H259V195H260ZM48 195H47L46 197H48ZM50 195H51V193H50ZM50 195H49V196H50ZM54 195H53V198H55ZM73 195H74V194H73ZM73 195H72V196H73ZM80 195H81V194H80ZM224 195H226L227 198L229 199V195L227 194V192H226ZM261 195H260V196H261ZM62 196H63V195H62ZM62 196H61V197H62ZM132 196H134V195H132ZM160 196L162 197V195H160ZM160 196H159V199L161 200ZM219 196H220V195H219ZM232 196H233V195H232ZM247 196H248V195H247ZM247 196L245 197V194H244V197H245L246 199H247ZM41 197H42V195H41ZM46 197L44 198V200L46 199ZM50 197H51V196H50ZM56 197H57V196H56ZM59 197H58V198H59ZM66 197H68V196H66ZM70 197H71V195H70ZM83 197H84V196H83ZM88 197H89V196H88ZM91 197H92V196H91ZM95 197H96V195L94 196V198H95ZM139 197H140V196H139ZM147 197H148V196H147ZM147 197H146V200H147ZM153 197H152V199H153ZM163 197H166V196H163ZM163 197H162V198H163ZM168 197H170V194H169V196L167 195L166 198H168ZM208 197H210V196H208ZM217 197H218V196H217ZM220 197H223V196H220ZM249 197H250V196H249ZM42 198H43V197H42ZM58 198H57V199H58ZM63 198H64V197H63ZM63 198H62V199L60 198V200H58V203H59V201H61L63 205L68 204L69 206L72 205V203H73V206H74V207H77V206H78V203H80V202L77 203V201H74V200H73L74 202L71 201L72 203H67L68 201L65 200V198H64V199H63ZM68 198H69V197H68ZM73 198H74V197H73ZM77 198H78V197H77ZM79 198L82 200V197H81V196H79ZM84 198H85V199H88L87 201H89V199H91L90 197H89V198L84 197ZM136 198H138V196H136ZM141 198H143V196L140 197V200H139V201H141ZM150 198H151V197H150ZM166 198H165V199H166ZM210 198H211V197H210ZM210 198H209V199H210ZM223 198H224V197H223ZM231 198H232V197H230V199H231ZM245 198H244V200H246ZM257 198H258V197H257ZM19 199H20L21 201H23L20 197H19ZM49 199H50V198H49ZM75 199H76V198H75ZM85 199H84V202H85ZM92 199H93V198H92ZM92 199H91V200H92ZM104 199H105V198H104ZM132 199H133V197H132ZM143 199H144V198H143ZM211 199H212V198H211ZM239 199H240V198H239ZM242 199H243V197H242ZM249 199H250V198H248L247 200H249ZM31 200H32V199H31ZM31 200H30V202H28V199H27V202H28V203H27V202H24L25 205H26V203H27L28 206H29L30 208L27 207V208H28V209H27L28 211L24 209V210H25L24 212H26V213L23 212L24 214H26L27 216L30 217V221L32 222V223L30 222V223L32 224L31 226H33V224H34V225H35V224L37 225V224H40V222H45V221H48V220L51 221V223H52V222L54 223L55 220L52 221L53 218H51V216H53V215H57V216H59L61 219H60V220H59V219H58V220L56 219V223H57V222H58V223H57V224H56V223L53 224L52 229L50 228V230H52L51 235L54 234V236H57L58 239H62V240L64 241V243H65V242H66V243H69L68 245H66L67 247H68L69 245L71 246L72 243H76V242H77L76 245L80 244V245H78V246H79L78 249H79V250H80V248L82 249L83 246L81 247L82 244L78 241V238H80V236H82V235H83V236H85V235L87 236V238H86L85 241H87V239H88V241H89L88 243H90V241H91V244H92V245H95V244H96V246H97V244L103 243V240H104V239H102V238L105 237L106 235H109V236H110V235H118V236L122 235L123 232H125V231H124V230H125V227H127V226L129 225V224H126L127 226H122L121 223H120V224H117V225H121V227H120V226L118 227L117 225H116L117 227H115L114 225L112 226L111 224H110L111 226H109L107 223H105V222L103 221L104 218H103V219L101 218V217H103L102 214H99V215H101V216H97V218L95 217L96 219H95L94 217L91 218V216H90L91 214H90V215H89L90 217H88V218H91V220H90V219H88V218H84V216H85V217L88 216V215H87V212H83V211H81V212H83V214H84V213L86 214V215L84 214V216L81 215V216H83V218H84V219H83V218H81V216H80L81 213H80V214L78 213V210H75V209H74V210H75V211H74L73 209H70V208H68V207H66V206H65V207H64V206H63V207H61V206H60V207H59V206H58V207H57V206H54V203L50 202L51 199H50V201H47V200H48V199H47V200H45L46 202H43V203H41V204H40L41 201H40V202H36V200L34 199V200H35L34 203H35L36 206H35L34 204H30V203H31ZM34 200H32V201H34ZM42 200H43V199H42ZM44 200H43V201H44ZM62 200H65V202L62 201ZM135 200H136V199H135ZM154 200L158 201V199H156V197L154 198ZM167 200H169V198H168ZM167 200H165V202H166ZM259 200H260V199L258 198V201H259ZM82 201H83V200H82ZM87 201H86V202H87ZM94 201H95V199H94ZM94 201H91L90 203L92 204ZM106 201H107V200H106ZM162 201H164V200H162ZM162 201H160V202H162ZM182 201H183V200H182ZM255 201H257V200H255ZM63 202H64V203H63ZM69 202H70V201H69ZM84 202H82V204H83ZM114 202H115V201H114ZM136 202H138V201H136ZM149 202H150V201H149ZM152 202H153V201H152ZM154 202H155V201H154ZM158 202H159V201H158ZM158 202H157V204H160V202H159V203H158ZM207 202H208V201H207ZM235 202H236V200H235ZM235 202L232 201V203L234 204V206H236V205H235ZM246 202H247V201H246ZM249 202H250V201H249ZM249 202H247V203H249ZM260 202L263 203L262 201H260ZM260 202H258V206L260 205ZM32 203H33V202H32ZM38 203H39V204H38ZM76 203H77V206H75ZM90 203L88 202L87 204H90ZM96 203H97V202H96ZM108 203L110 204V202L107 201V204H108ZM134 203H135V201H134ZM142 203H143V202H142ZM170 203H171V202H170ZM215 203H216V202H215ZM238 203H239V202H238ZM29 204L35 206V208H34L33 206H30ZM37 204H38V205H37ZM85 204H86V203H85ZM91 204H90V206H91ZM98 204H99V203H98ZM104 204H105V203H104ZM109 204H108V205H109ZM113 204H114V203H113ZM140 204H141V202H140ZM140 204H139V206L141 207ZM155 204H156V203H155ZM157 204H156V205H157ZM212 204H213V203H212ZM241 204H242V203H241ZM241 204H240V205H241ZM254 204H255V203H254ZM58 205H59V204H58ZM93 205H94V204H93ZM101 205H103V204H101ZM101 205H100V206H101ZM111 205H112V204H111ZM111 205H110V206H111ZM114 205H115V204H114ZM147 205H149V203H148ZM153 205H154V204H153ZM156 205H154V206L156 207ZM192 205H193V204H192ZM223 205H224V204L222 203V207H219V208H224V209L226 210L228 207H225V206L223 207ZM237 205H238V204H237ZM261 205H262V204H261ZM261 205H260V206H261ZM263 205H264V203H263ZM26 206H27V205H26ZM79 206H80V205H79ZM79 206H78V207H79ZM85 206H86V205H85ZM95 206H96V205H94L93 208H94ZM104 206H105V205H104ZM123 206H124V205H123ZM143 206H144V205H142V207H143ZM161 206H162V204L160 205V207H161ZM220 206H221V205H220ZM247 206H248V205H247ZM247 206L245 205L244 208H246ZM32 207L34 208V210H35V209H38V210H35V211H34ZM86 207H88L89 209L92 208V207L90 208L89 206H86ZM108 207H109V206H108ZM113 207H114V206H113ZM113 207L111 206V209H112ZM116 207H117V206H116ZM116 207H114L116 210L119 209V210L116 211V213H117V212L119 213V212H120V208H116ZM151 207H152V206H151ZM171 207H174V206H171ZM176 207H177V206H176ZM176 207H175V208H176ZM215 207H216V205H215ZM217 207H218V205H217ZM238 207H239V206H238ZM238 207H235V208L238 209ZM72 208H73V207H72ZM83 208L85 209V207H83ZM96 208H97V207H96ZM96 208H95V209H96ZM104 208H105V207H104ZM114 208H113V209H114ZM143 208L145 209V207H143ZM147 208H148V207H147ZM152 208H153V207H152ZM152 208H151V209H152ZM162 208H163V207H162ZM167 208H168V207H167ZM241 208H242V206H241ZM241 208H240V209H241ZM244 208H242V210L246 211ZM262 208H263L262 213H264V207H262ZM78 209L82 210L81 207L78 208ZM99 209H103V208H102V207H99L98 210H99ZM105 209H107V208H105ZM111 209H110V210H111ZM113 209H112V210H113ZM151 209H149V211H150ZM189 209H190V208H189ZM197 209H199V208L197 207ZM214 209H215V208H214ZM248 209H249V208H248ZM30 210H31L32 212H30ZM110 210L107 209V211H109V212H110ZM128 210H129V209H128ZM156 210H157V209H156ZM164 210H165V209H164ZM164 210H163V211H164ZM168 210H169V209H168ZM173 210H174V209H173ZM176 210H177V209H176ZM228 210H229V208H228ZM258 210L260 211L259 207H258ZM37 211H38V212H37ZM96 211H97V210H96ZM100 211H101V210H100ZM100 211H98V212H100ZM107 211H106V212H107ZM129 211H130L129 213L131 214V211H132V210H129ZM152 211H153V210H151V212H152ZM163 211H161V212H163ZM200 211H201V209H200ZM215 211H216V210H215ZM229 211H230V210H229ZM239 211H240V210H239ZM248 211H249V210H248ZM256 211H257V209H256ZM28 212H29L30 214L32 213L31 216L29 215ZM33 212H35V213H33ZM109 212H107V213H108V214H111L110 217L113 219V217L116 215V213H114L115 215L113 216V215H112L113 213H112V212L109 213ZM159 212H160V211H159ZM164 212H165V211H164ZM176 212H178V211H176ZM196 212L199 213V210H196ZM201 212H203V211H201ZM217 212H219V211H217ZM227 212H228V211H227ZM260 212H261V211H260ZM95 213H96V212H95ZM104 213H105V212H104ZM129 213H127V214L130 215ZM165 213H166V212H165ZM191 213H192V212H191ZM222 213H223V212H222ZM237 213H239V212L237 211ZM237 213H236V215L238 216ZM249 213H250V212H247V214H246V213H243V217H244V219H245V217H246V216H244V214L248 215ZM24 214H23V215H24ZM76 214L80 216L78 219H77L76 217H74V215H76ZM105 214H106V213H105ZM119 214H120V213H119ZM127 214H126V215H127ZM155 214H157V211H156ZM155 214H154V215H155ZM199 214H201V213H199ZM229 214H231V213L229 212ZM259 214H260V213H259ZM106 215H107V214H106ZM121 215H122V214H120V216H121ZM145 215H146V214H145ZM162 215L164 216V214H162ZM165 215H166V214H165ZM173 215H174V214H173ZM189 215H190V214H189ZM217 215H218V214H216V216H217ZM219 215L221 216V214H219ZM222 215H223V214H222ZM249 215L251 216L252 214H249ZM27 216H25V217L27 218ZM69 216H70V217H69ZM71 216H72V218L74 217V219H72ZM92 216H93V215H92ZM94 216H96V215H94ZM107 216L109 217V215H107ZM112 216H113V217H112ZM117 216H118V215H117ZM117 216H116V217H117ZM138 216H139V215H138ZM146 216H147V215H146ZM148 216L150 217L149 219H152V215H151V214H149ZM227 216H228V214H227ZM239 216H240V215H239ZM255 216H256V215H255ZM259 216H260V215H259ZM261 216H262V215H261ZM110 217H109V218H110ZM123 217H124V216H122V218H123ZM130 217L132 218L133 216H130ZM179 217H181V216H179ZM179 217H177V221H178V223H179V222L181 223L182 220H180ZM192 217H193V216H192ZM241 217H242V215H241ZM243 217H242V218H243ZM263 217H264V214H263ZM80 218H81V219H80ZM100 218H101L102 220H101ZM111 218H110V219H111ZM120 218H121V217H120ZM120 218H119V219H120ZM122 218H121V219H122ZM125 218H128V217L125 216ZM136 218H140V217H136ZM146 218H147V217H146ZM181 218L183 219V217H181ZM190 218H191V217H189V219H190ZM216 218H217V217H216ZM219 218H222V217H219ZM224 218H225V216H224ZM227 218H228V217H227ZM234 218H235V217H234ZM247 218H248V217H247ZM256 218H257V217H256ZM28 219H29V218H28ZM75 219H76V220H75ZM116 219H118V218H116ZM119 219H118V221H119ZM123 219H124V218H123ZM175 219H176V218H175ZM185 219H187V218H185ZM185 219H183V220H185ZM189 219H188V220H189ZM191 219H192V218H191ZM195 219H196V218H195ZM213 219H214V218H213ZM237 219H238V218H236V220H237ZM249 219H250V218H249ZM260 219H261V218H260ZM260 219H259V221H260ZM126 220H128V219H126ZM130 220H131V219H130ZM139 220H143V219L141 218V219H139ZM152 220H153V219H152ZM152 220H150V221H152ZM179 220H180V221H179ZM216 220H217V219H216ZM216 220H215V221H216ZM250 220H251V219H250ZM250 220H248V221L250 222ZM27 221H28V220H27ZM105 221H107V220H105ZM113 221H114V219H113ZM147 221H149V220H147ZM173 221H174V220H173ZM191 221H192V220H191ZM213 221H214V220H213ZM232 221H233V218H232ZM238 221H239V219H238ZM238 221H236V222H238ZM241 221H242V220H241ZM241 221H239V222H241ZM245 221H247V220H246V219L243 220V223L241 222V224H239V227H240V225H242V224L247 225V224H245V223H247V222H245ZM87 222H91V223H93V224H90V223H87ZM107 222H112V220H111V221L108 220ZM116 222H117V221H116ZM116 222H114V223H116ZM121 222H123V221H121ZM140 222L142 223V221H140ZM169 222H170V221H169ZM183 222H184V221H183ZM219 222H220V220H219ZM219 222H218V223H219ZM249 222H248V223H249ZM27 223H28V222H27ZM112 223H113V222H112ZM126 223H127V222H126ZM131 223H132V222H131ZM131 223H130V225H131ZM133 223H134V222H133ZM137 223H138V222H137ZM187 223H188V222L186 221V224H187ZM190 223H191V222H190ZM214 223H215V222H214ZM214 223H213V224H214ZM218 223H216V224H218ZM221 223H222V222H220V224H221ZM224 223H225V222H224ZM224 223H223V225H224ZM260 223H261V222H260ZM47 224H48V223H47ZM124 224H125V222H124ZM138 224H139V223H138ZM143 224H144V223H143ZM150 224H151V226H152V223H151V222H150ZM184 224H185V223H184ZM184 224L181 225V226H184ZM195 224H196V222H195ZM216 224H215V226L213 225V227H217ZM226 224H227V225H228V224H229V225H232V223H231V224H230V223H225V225H226ZM237 224H238V223H237ZM36 225H35V226H36ZM48 225H50V224H48ZM130 225H129V227H130ZM132 225H133V226H132ZM132 225H131V228H132V227H135L134 224H132ZM146 225H149V222H148ZM196 225H197V224H196ZM221 225H222V224H221ZM233 225H234V224H233ZM254 225H255V224H254ZM137 226H138V225H137ZM157 226H158V225H157ZM157 226H156V228H157ZM160 226H161V225H160ZM173 226H175V224H174ZM179 226H180V225H179ZM191 226H192V225H191ZM218 226H220V225H218ZM236 226H237L236 228L239 229L238 225H236ZM242 226H243V225H242ZM242 226H241V227H242ZM33 227H34V226H33ZM36 227H37V226H36ZM184 227H185V226H184ZM186 227H187V226H186ZM213 227H212V228H213ZM222 227H223V226H222ZM225 227H226V226H225ZM244 227H245V226H243V228H244ZM135 228H136V227H135ZM135 228H134V229H135ZM138 228H139V227H137L136 229H138ZM140 228H141V227H140ZM140 228H139V230H140ZM175 228H176V227H175ZM218 228H219V227H218ZM227 228H228V230H229L230 228H232V229H230V230H232L233 232L235 231V230L233 229V226L230 227V228H229V227H227ZM243 228H242V230H243ZM247 228H248V227H247ZM263 228H264V227H263ZM36 229H37V228H36ZM145 229H147V228H145ZM145 229H144V232H143L142 234L140 233L143 237H142V236H139V234H137V235L139 236V238H142L143 240H144V237H145L146 234H147L146 236L149 237L148 235H150L151 233L153 234V232H154V229H153V232H151L150 234H148V233L150 232L151 229H150V228H149L150 230H148V229L145 230ZM209 229H210V228H209ZM213 229H214V228H213ZM213 229H212V230H213ZM224 229H225V228H224ZM250 229H251V228H250ZM259 229H260V228H259ZM29 230H30V229H29ZM87 230H88V231H87ZM126 230H127V231L129 230L128 227H127ZM164 230H165V229H164ZM180 230H181V229H180ZM185 230H186V229H185ZM188 230H189V229H188ZM210 230H211V229H210ZM214 230H215V229H214ZM216 230H217V229H216ZM242 230H241V231H242ZM245 230H248V229H245V228H244V231H245ZM151 231H152V230H151ZM160 231H161V230H160ZM189 231H190V230H189ZM197 231H198V230H197ZM218 231H219V229H218ZM221 231H222V230H221ZM237 231H240V230H237ZM244 231H243V232H244ZM248 231H249V230H248ZM248 231H247V232H248ZM256 231H257V230H256ZM261 231H262V230H261ZM46 232H47V230H46ZM135 232H137V231H135ZM138 232H140V231H138ZM174 232H175V231H174ZM185 232H186V231H185ZM210 232H212V231H210ZM216 232H217V231H216ZM216 232H215V233H216ZM224 232H225V231H224ZM230 232H231V231H230ZM254 232H255V231H254ZM49 233H50V232H49ZM196 233H197V232H196ZM220 233H221V232H220ZM222 233H223V231H222ZM227 233H228V231L226 232V234H227ZM241 233H242V232H241ZM248 233H249V232H248ZM47 234H48V233H47ZM128 234H129V233H128ZM131 234H132V233H131ZM152 234H151V236H153ZM169 234H170V233H169ZM194 234H195V233L193 232V235H194ZM208 234H210V233L208 232ZM211 234H212V233H211ZM213 234H214V232H213ZM213 234H212V235H213ZM217 234H218V233H217ZM228 234H229V233H228ZM257 234H258V232H256V236H257ZM79 235H80V236H79ZM135 235H136V234H135ZM137 235H136V237H137ZM175 235H176V234H175ZM175 235L173 236L174 238H175ZM233 235H234V234H233ZM236 235H237V234H235L233 237H236ZM242 235H243V237H244V233H242ZM40 236H41V235H40ZM47 236L49 237V234H48ZM86 236H85V237H86ZM109 236H108V237H109ZM177 236H178V235H177ZM181 236H182V235H181ZM213 236H215V235H213ZM217 236L220 237L219 234H218ZM217 236H215V237H216V240L219 238V237L217 238ZM221 236H222V235H221ZM245 236H246V235H245ZM252 236H253V235H252ZM45 237H46V236H45ZM45 237H42L43 240H47V239H49V238H46V239H45ZM51 237H52V236H51ZM73 237H75L77 240L73 239ZM85 237H84V239H85ZM120 237H121V236H120ZM120 237H119V238H120ZM153 237H154V236H153ZM184 237H185V236H184ZM223 237H224V236H223ZM223 237H222V238H223ZM226 237H227V235H226ZM229 237H230V236H229ZM231 237H232V235H231ZM239 237H241V235H239ZM239 237H238V235H237L236 239L234 238V239H232V241H234V240H238ZM243 237H242V239H243ZM71 238H72V239H71ZM99 238H101V241L98 240ZM105 238H106V237H105ZM109 238H110V237H109ZM112 238H113V237H112ZM151 238H152V237H151ZM195 238H196V237H195ZM197 238H198V237H197ZM210 238H211V239H215V238H212V237H210ZM220 238H221V237H220ZM259 238H260V237H259ZM51 239H52V238L49 239L50 242L52 241ZM53 239H54V237H53ZM107 239H108V238H107ZM107 239H106V240H107ZM114 239H116L115 236H114ZM124 239H125V238H124ZM137 239H138V238H137ZM137 239H136V240H137ZM145 239H148V238H145ZM153 239L156 240L157 238L154 237ZM223 239H225V237H224ZM227 239H229V238H227ZM260 239H261V238H260ZM260 239H258V240H260ZM39 240H40V239H39ZM39 240H38V241H39ZM41 240H42V239H41ZM106 240H104V241H105L104 244H107V242H109V241H108L109 239L107 240V242H106ZM110 240H111V239H110ZM116 240H117V239H116ZM116 240H115V241H112V242H117ZM138 240H139V239H138ZM140 240H141V239H140ZM239 240H240V239H239ZM55 241L57 242L58 240H57L56 238L53 240V243L56 244ZM74 241H76V242H74ZM133 241H135V240H133ZM152 241H153V240H152ZM202 241H203V240H202ZM208 241H209V239H208ZM210 241H212V240H210ZM217 241H219V239H218ZM227 241H228V240H227ZM240 241H242V240H240ZM240 241L237 242V244H239V247H240V244H243V246H245V244H248V247H247L248 249H249V248H250L251 250L254 249V248H253L254 246H253V245L249 246V243H248L247 241H246V242L244 241V243H241ZM256 241H257V238H256ZM50 242H49V243H50ZM71 242H72V243H71ZM121 242H122V241H121ZM124 242H125V241H124ZM143 242H144V241L140 242L139 244L142 246V243H143ZM197 242H198V241H197ZM200 242H201V241H200ZM215 242H216V241H215ZM223 242H224V241L222 240V243H223ZM242 242H243V241H242ZM249 242H250V241H249ZM260 242H261L262 245H264V244L262 243V242H264V241L260 240ZM53 243H51L49 246H54ZM57 243H58V242H57ZM59 243H60V242H59ZM64 243H63V244L60 243V244H61L63 247H65V244H66V243H65V244H64ZM70 243H71V244H70ZM152 243H153V242H152ZM195 243H196V242H195ZM203 243H204V241H203ZM203 243H202V244H203ZM205 243H206V241H205ZM218 243H219V242H218ZM218 243H217V244H218ZM222 243H221V244H222ZM224 243H225V242H224ZM226 243H227V242H226ZM233 243H234V242H233ZM52 244H53V245H52ZM121 244H123V243H121ZM121 244H119V245L121 246ZM134 244H135V243H134ZM137 244H138V243L136 242V245H137ZM145 244H146V243H145ZM198 244H199V243H198ZM200 244H201V243H200ZM211 244H212V243H211ZM237 244H234V245L236 246ZM251 244H252V243H251ZM111 245H112V244H111ZM124 245H125V244H124ZM195 245H196V244H195ZM212 245H213V244H212ZM218 245H219V244H218ZM222 245H223V244H222ZM259 245H260V244H259ZM20 246H21V245H20ZM62 246H61V247H62ZM96 246H95V247H96ZM99 246H100V245H98L97 248H98ZM102 246H103V245H102ZM148 246H150V245H148ZM157 246H158V245H157ZM190 246H191V245H190ZM197 246L200 247V248L198 247V248H199L198 251H200V249H201L202 247H201L200 245H197ZM205 246H206V245H205ZM208 246H209V245H207V247H208ZM216 246H217V245H216ZM219 246H220V245H219ZM235 246H234V248H237V249H238V247H235ZM241 246H242V245H241ZM252 246H253V247H252ZM260 246H261V245H260ZM41 247H42V246H41ZM43 247H45V246H43ZM47 247H48V246H47ZM54 247H55V246H54ZM63 247H62V248H63ZM67 247H65V248L67 249ZM76 247H77V246H76ZM95 247H94V248H95ZM138 247H139V246H138ZM142 247H144V246H142ZM154 247H155V246H154ZM160 247H162V246H160ZM210 247H211V246H210ZM251 247H252L253 249H252ZM65 248H64V250H66ZM94 248L92 247V249H94ZM112 248H113V247H112ZM145 248H146V247H145ZM192 248H195V247H192ZM196 248H197V247H196ZM198 248H197V249H198ZM205 248H206V247H205ZM211 248H213V247H211ZM241 248H242V247H240V249H241ZM243 248H244V247H243ZM243 248H242V249H243ZM245 248H246V247H245ZM260 248H263V247H260ZM69 249H70V248H69ZM87 249H88V248H87ZM90 249H91V248H90ZM124 249H125V248H124ZM164 249H165V248H164ZM197 249H196V250H197ZM207 249L209 250L210 248L208 247ZM250 249H249V250H250ZM72 250H73V249H72ZM79 250H78V251H79ZM82 250H83V249H82ZM97 250H100V251H101V248H98ZM103 250H104V249H103ZM107 250H108V249H107ZM122 250H123V249H122ZM122 250H121V251H122ZM156 250H157V249H156ZM158 250H159V248H158ZM162 250H163V249H161V251H162ZM202 250H203V249H202ZM34 251H35V250H34ZM39 251H40V250H39ZM83 251H84V250H83ZM83 251H82V252H83ZM159 251H160V250H159ZM198 251H197V252H198ZM203 251H204V250H203ZM205 251H207V250L205 249ZM255 251H256V250H255ZM259 251H260V250H259ZM262 251H263V250H262ZM42 252H43V251H42ZM42 252H40V253H42ZM102 252H103V251H102ZM201 252H202V251H201ZM22 253H24V252H22ZM31 253H32V252H31ZM73 253H74V252H73ZM97 253H99V251H98ZM103 253H104V252H103ZM105 253H106V252H105ZM125 253H126V252H125ZM125 253H123V254H125ZM127 253H129V252H127ZM150 253H151V252H150ZM150 253H149V255H150ZM152 253H153V252H152ZM199 253H200V252H199ZM250 253H251V252H250ZM253 253H254V252H253ZM258 253H261V252H258ZM258 253H257V254H258ZM263 253H264V252H263ZM27 254H28V253H27ZM27 254H26V256H27ZM36 254H37V253H36ZM46 254H47V253H45V256H48V255H46ZM48 254H52V253L50 252V253H48ZM74 254H75V253H74ZM153 254H154V253H153ZM173 254H174V252H173ZM261 254H262V253H261ZM261 254H260L259 256H261ZM20 255H21V254H20ZM23 255H24V254H23ZM23 255H22V257H23ZM37 255H38V254H37ZM42 255H43V253L41 254V256H42ZM67 255H68V254H67ZM82 255H83V254H82ZM147 255H148V254H147ZM169 255H170V254H169ZM203 255H204V254H203ZM251 255H252V254H251ZM255 255H256V254H255ZM38 256H40V254H39ZM52 256H53V255H52ZM52 256H48V257H51V258L53 259L54 257H52ZM102 256H104V254H103ZM108 256H109V255H108ZM152 256H153V255H152ZM166 256H167V255H166ZM259 256H258V257H259ZM27 257H28V256H27ZM48 257H47V259H49ZM58 257H60V256H58ZM73 257H74V256H73ZM76 257H79V256H76ZM76 257H75V258H76ZM81 257H82V256L80 255L79 258L81 259ZM87 257H88V256H87ZM89 257H90V256H89ZM106 257H107V256H106ZM111 257H112V256H111ZM113 257H114V255H113ZM113 257H112V258H113ZM141 257H143V255H142ZM141 257H139V258L142 259ZM169 257H172V256H169ZM253 257H255V256L253 255ZM263 257H264V256H263ZM20 258H21V257H20ZM38 258H39V257H38ZM55 258H56V257H55ZM107 258H108V257H107ZM114 258H115V257H114ZM147 258H148V256H146L144 259L147 260ZM150 258H151V257H150ZM153 258H154V257H153ZM261 258H262V256H261ZM261 258H260V259H261ZM23 259H24V258H23ZM42 259L44 260V257H43ZM45 259H46V258H45ZM52 259H50L51 262H52ZM56 259H57V258H56ZM59 259H60V258H59ZM59 259H58V260H59ZM77 259H78V258H77ZM77 259H76V260H77ZM80 259H78L77 261H79ZM84 259H85V258H84ZM84 259H83V260H84ZM258 259H259V258H258ZM260 259H259L260 263H261V261H262V263H263L264 260H260ZM262 259H264V258H262ZM62 260H63V258H62ZM66 260H67V259H66ZM69 260H71V259H69ZM74 260H75V259H74ZM85 260H86V259H85ZM137 260H138V258H137ZM145 260H143V263H144ZM242 260H244V259H242ZM30 261H31V259H30ZM46 261H47V260H46ZM46 261L44 260V262H46ZM72 261H73V260H72ZM72 261H71V264L75 263V262L72 263ZM112 261H113V260H112ZM114 261H115V260H114ZM186 261H187V260H186ZM239 261H240V260H239ZM239 261H238V262H239ZM244 261H245V260H244ZM247 261H248V260H247ZM32 262H33V260L31 261V264H32ZM57 262H59V261H57ZM57 262H56V263H57ZM63 262L65 263L66 261L63 260ZM82 262H83V261H82ZM84 262H85V261H84ZM84 262H83V263H84ZM156 262H157V261H156ZM36 263H38V262H36ZM48 263H49V262H48ZM77 263H80V261L77 262ZM148 263H149V262H148ZM154 263H155V262H154ZM165 263H166V262H165ZM176 263H177V262H176ZM229 263H230V262H229ZM231 263H233V262H231ZM231 263H230V264H231ZM235 263H236V262H235ZM244 263H245V262H244ZM244 263H243V261H242V264H244ZM246 263H247V262H246ZM18 264H20V263L18 262ZM21 264H22V263H21ZM38 264H39V263H38ZM51 264H53V263H51ZM58 264H60V263H58ZM69 264H70V263H69ZM95 264H98V263H95ZM100 264H101V263H100ZM119 264H120V263H119ZM144 264H145V263H144ZM158 264H159V263H158ZM181 264H183V263H181Z\"/></svg>",
    "mask_w": 264,
    "mask_h": 264
}]
</instances>
